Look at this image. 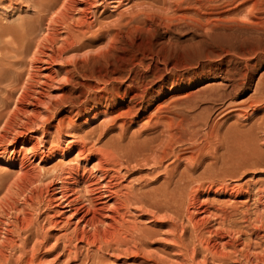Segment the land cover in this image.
<instances>
[{"label": "rangeland", "instance_id": "obj_1", "mask_svg": "<svg viewBox=\"0 0 264 264\" xmlns=\"http://www.w3.org/2000/svg\"><path fill=\"white\" fill-rule=\"evenodd\" d=\"M117 1L118 0H80V1H77L79 4L78 5L76 3L77 9L75 7V8H71V9L67 10V14L70 13L71 16L68 15V17H69L68 18L67 15H65V17H64L66 19L67 26H66L64 20L61 21V23H59V24H56L58 22H55L56 25L54 28L57 31H59L63 28L62 32L61 31L60 32L64 33L65 30L69 31L70 29H72V31H73V29H75L73 31L74 33L73 32L72 33L74 35L76 34V36L78 34L82 36V34H83L84 39H82L81 36H78L80 39H82L81 41H79L81 47H80V45L78 47H80V49L77 50L76 48L75 49L73 48L74 50L71 49L68 52H65L62 55L63 58H60L63 61L60 59H59V61H58V59H56L57 62L55 61V59L52 60L50 62L52 67L57 69V70L61 69V66L64 68H66V67L68 68L71 66V64H70L71 59L69 60V57H73V58L77 57V55L74 56V54H72L73 56L67 57L68 55H71L70 53L72 50L73 51L77 50L80 53H84L87 51L86 52L87 54L90 52V55L87 56V57L91 56L90 59L91 58L93 59V57H94L93 55H95L94 60L91 59L92 60L91 61L90 59H86V60H81L83 63L81 61H79V63H82L83 67H85V65H87L86 69L89 67L88 70L92 67L91 70L94 69L96 71V72L94 70L92 71L93 73L95 72L94 74L98 75L100 73L102 75H100V74L99 75L103 76V74H106V69L108 70V68L112 67V65L109 66V64H111V62H113V60H114L113 57L111 58V55L113 54V52H115L114 50H116V49L119 50V47H122L125 50L120 48V49H122L121 51L122 52L126 51L127 52L126 54L128 56H130L132 53L134 54V56L136 58L135 61H138L139 59H141L143 61L144 65H148L151 63L150 64L151 68H150L149 72L147 73L148 75H150L151 73L158 74V70L156 69V60H152V57H151L152 54H164V59L167 62V65L165 66V68L169 69V66L172 67V65L175 64L176 69H171L169 72H167V71L164 72L165 68H164V66H162V64H158V69H160V71L165 74V75L163 74L165 78L169 77L170 73L177 74L178 81L179 80L180 81L179 82L177 81L178 83L173 89H169L170 85H169V83H167L168 89L166 88L164 90V93L157 100L155 99L154 102L152 104H150V106H148L145 109V111L139 110L136 114H134V111H133V114H132V112L126 111L127 107L125 104L124 105L123 104H119V105L116 104L117 107H115L114 105L111 106V104H108V103L105 104L106 103L105 101H102L100 104H97V106L93 105V101H89L88 103L86 102L85 104H83L84 103L83 94H86V91L88 92L89 90H92L95 86L97 87V85L100 84L95 79L93 80V78H88V77L81 78L84 80V82H86V84L89 83L93 88L90 87V85L87 87V85L85 83H83L84 84L83 86H86V88L87 89L89 88V90H87L86 88H81V87H83L82 84L79 86V88H77L78 90L75 89L76 92L82 93V94H80L81 97L79 96L78 98L81 99V101H83V102H81L79 100V102H78V98H77L76 103L78 105L79 104L80 105L76 106V104H75L76 107L74 105L69 106V104H72L70 102H66L67 105H65L64 108H62L58 104L59 103L58 101L60 99H62L61 97L64 96V99L67 100L71 97L73 92L75 93V91H73L71 88H68V86H66L64 88L65 90L63 89V92H62V90L57 89V85L56 86L50 85L48 87V90L50 93H52L53 96L51 95L52 96L51 97L48 95V97L51 98L50 100H52V101L54 100V101L53 102L49 101L50 103L48 102V105L51 107V108H49L50 110L53 109V110H51V112L56 111V113H53L51 115V117H50L49 113H46L48 115L49 119L51 118L50 121L47 118V115L45 114L46 118H45V115L42 117V119L45 120V122L42 121V122L38 123V126H36V127H35L36 123L35 124H29L28 127H30V128H28L26 126L27 130H26L25 134L31 138V140H32V142H34V144H37V146H39V148H38L35 145L33 147V149H35V150L30 148L31 150L29 149V151L31 153L34 152V156L36 158H38L41 155H43L44 158H46L49 156V154L53 150V148H56L58 146L57 143L58 144L60 143L59 147H61V149H62L66 146L67 143L79 142L80 140H82V138H84V142L86 143V151H88L89 149H93V146L97 147V144L99 145V143L103 142L104 139L107 140L108 136H110L113 133V131L118 132L119 128L121 127V123L123 124V126H125V128L128 127V129H127V130H129L128 132L133 131L135 129L137 130V128L140 129L139 128V127H141L140 125H142V127L144 125V127H145L147 122L149 123L154 119V117H155L154 115H156L158 112L157 111L158 104L161 105L160 103H162V104L165 103L166 105H170V101L171 102L177 101V103L179 104V108H182L183 113H181V115L182 114L184 115L187 112V110L189 109L188 110L189 112H187L185 114V116L182 115V117H184L183 118V127H182L183 129H181V133H180L181 135L178 137V139H179L178 143H180V144L178 145L177 142L175 143L176 148H178V150L180 151L179 155L181 154L179 157V159H181V160H179V162L181 164L178 163L180 165V166L177 165L178 169L180 167V170H181L182 165L185 168L186 163L185 164H183V163L185 161L188 162L192 156H194V157H193V160L192 159L191 160L194 162V158H196L197 153H199V152L203 153V149L205 147H207L208 145L209 146L207 148L210 147V149L205 148L207 151L204 149L205 156L203 154V156L200 158L201 163H199V166L201 164L203 165L205 163L203 166H201V168H203L206 164H209L208 166L212 165L213 167L212 166L209 167L210 170L207 169L206 173H203V172H200L201 168L199 166H197L195 169L191 170L194 173L193 177H192L191 171H189L191 174L190 175L191 178H193L191 180L195 179V180H197L198 183L195 181L194 182L189 181L190 180V177H189L188 180L183 184V189H181L182 191L180 190L181 193H178V195H177V200L178 201L180 200L179 201L180 203L178 201H176V203L174 204L175 207L173 206L171 209H160L162 213H160L158 211V209H156V208L153 210V212L152 211L149 212V207L152 205H150V202L145 198H144V200H146V201H144V200L142 201L138 198H132L133 201H135V203L131 200V197H130L131 201H129L130 203H128V199H127V201L124 203L122 211H125V208L126 209L129 208L128 210L130 213L128 214V212H127L128 210L125 211L127 213H125L126 215L125 214H123V215L126 217L125 219L127 222L126 221H124V222L127 225H129L131 223H132V225L135 224L134 227L132 225H129L130 227H132L130 230H133V228L135 229L137 227L135 230L138 229V231H137L138 233L141 231L142 235L138 236V233L135 230H133L136 232L132 236L134 239L131 237L130 240H128V241H130L129 242L130 244L127 241L126 248L124 247V249L120 250V247L122 248L123 244L125 246V243H123V244L120 243V244L116 245L118 247H116V246L114 248L108 247V249L110 251H106L105 248H101L102 250L105 249L104 251H102L101 249L100 250H96L94 248L89 249L85 242L83 245L85 248L83 246L82 247L79 246V245H82L83 242L80 239L74 237V235H76L75 228H74V230L72 229L74 227V224L70 220V215L68 216L69 213H68V209H67L66 203H65L66 202L65 197H68V196H69V198L73 197L77 200H81L82 198H84L83 201L86 202L85 198L90 195L89 193L92 192L91 189L93 188V186H90V188H88L89 186L86 185V183L84 181L79 180L76 183L72 184V186H71L72 191L70 189L67 193L68 195L66 196V194H65V196L63 197V195L60 192H58V191H60V189H59L60 187H59V185H57V184H60V186H61V183H59V182H61V181H59L60 177H58V176H60L59 174H60L61 166L66 167L69 164L72 165V164L79 163L81 166H85V168L87 167L86 170L90 168L89 170H87L88 172H91L90 176L94 175V176H96V178L99 177L98 179L102 182L110 176V180L106 179V181H111V182L114 181L115 185L109 183L112 191L115 188H117V190L119 192H121L125 188H128L130 190L125 191V192H130L132 190L133 191V192L131 191L132 195L135 192H136L135 194L137 195L138 192H139V194L142 193V191L140 189H142V190L144 189L143 190L144 192L148 191V189H146L145 187H149L150 190L151 189L153 190V188H151L152 185H155L156 184L155 182L160 183L161 180H163L162 177L164 175H162V174H164L166 172L165 170L169 169L172 166L173 157H172V159H171V157H166L165 160L167 162L164 160L163 162H161L162 164L159 163L158 165L155 164L154 161L150 160L152 162L148 161L150 163H148V164H145L147 162L144 163L146 166H143L144 164L141 162L138 163L135 161H130L132 163L129 162L127 164L128 161H125L126 159L123 157H121L120 161L116 160L117 162L115 161L116 162L115 163L114 162L115 159L113 158L114 160L113 159H111V160L114 162V164H113V162L110 161V163L107 162L104 165L103 170H102L104 173L103 177L98 176L99 174L97 175L95 168H93V167L91 168V166H93L91 164L92 161L90 163H86L85 161H83L82 158H80V160L76 162V160L74 159V157L72 155H70V158L72 156V158L70 160H69V156L66 158V160H67V162H70V161L72 162V160H73V162L68 163L66 166H65V162H66L65 159L59 160L57 158L56 159L57 162H55L56 160H52L53 162L52 161H44L43 163L41 162L42 164L38 161V159H33V162L35 164V165L34 164L33 165H34V167H36L34 169L38 170L37 167H39V169H42V171H40V170L37 171V172H41L40 174L38 173L39 174V176H38L39 180H40V175H41V179L43 178L44 180H40V181H46L47 183L43 182L45 184H43L42 191L39 193L37 192L39 195L35 193L36 195L34 196L33 195L34 193H33L32 197L31 196L29 197L28 196L29 194L26 196V193H24L22 191L20 192L16 186H14V188H16L18 191L15 190L16 191L15 192L14 189H12V188L10 189L11 184L15 185L14 184L15 181L13 178L18 177L17 173H19L18 171H20L19 167H18L19 166V162H18L19 159L18 158L17 159L11 158L12 157V154H11L12 144H10V143L7 144V142L5 140H0V142L2 141L0 144V155L2 157V158L0 157V205H1V207H0V221H1L0 222V229H1L0 235L1 234L6 235L5 236L6 238H8L10 236L8 238L10 241L6 240V242L4 240L6 238L3 239V238H1V236L2 237H4V236L3 235L0 236V238H1L0 241L2 242V243L0 242V244H4L3 242H5V244H4L5 246L2 245L3 248L0 245L1 246L0 249L2 248L0 250V252L3 251L2 253H0V257L2 255V257L0 259L3 258V260H0V262H2V264H5V263L6 264L11 263L12 264L14 261H17L16 264L22 263V262H23L22 264H28V262H30L29 264H34V262L36 261L35 259H37L39 262H41V263L37 262L38 264H43L44 261L47 262L48 260H49V262H47L48 264H77V263L80 264L83 261L85 264L86 263L87 264H93V263L96 264L94 262L95 260H96V262H98V264H146L147 262H148L147 264H152L153 261H154L153 264H159V261H160L159 259L161 257H163L164 260L165 259L167 260L164 264H166V263L167 264H198V263L202 264L201 260L203 262L205 261L206 264H264V0H209V1L204 0L205 4L206 5L209 4L210 8H212V9H210V12L213 11L212 13H210L211 20L213 22L215 20V23L217 24V26H215L214 28H212V29L210 28L211 30H210V34H208V36L206 33H204L205 32L204 31L205 26L203 27V26L199 25L196 27L193 23L192 24L190 22H189L190 24L187 22L183 23V21H180L181 24L180 23L177 24L178 22H175V24H173L174 22L172 23L170 21L171 23L169 24V22H167V20L169 21V19H172V18H170L172 13H171L170 9H166V7L163 8L165 6V4L160 2L159 8L157 9L158 11H151V13L154 16L151 15L150 13H149L150 16L147 14L150 11H147V13H146V17L149 16L148 18L152 17V19H148L145 17L142 20V23L138 24L140 26H135V27L131 26V27H133V29L131 28L132 30L130 29L131 31L129 30V32H126V31L123 32V34H122V36H120V38L122 37L121 41H124V42H120L118 47H117V45H118L117 44L116 45L117 48L114 46L116 48V49H114V47H113L114 50L111 48V50H112L111 55H109V58H111V59H109V58L104 59V56L101 55L102 57L101 56L99 57V55L97 54L100 50H102L101 47H103V45L105 43V38L103 36L104 33H102V35L100 34L101 33L100 31L105 29V27L103 25H105V23L108 22L107 24L109 27L110 26L109 24H111L110 22H112V20L114 18H116V16L119 17L118 13H120L121 9H123L124 7L128 8V9H131V8L134 9V7L135 8L137 7L134 5L135 3H137L136 0H135L136 2L133 0V2H135V3H132L131 2L132 0H130L131 3L129 2V0H124V1L122 0L123 3L121 2V0L119 3H117ZM138 1H142V0H138ZM143 1H145V0H143ZM80 2L81 3L84 2L85 4L83 3L84 4L83 5ZM147 2H150V0H148V1L146 0L144 4H146ZM32 5H34V8L37 11L33 8ZM132 5H133V7H131ZM79 6H82V7H79ZM55 8H58V5H55L54 7L46 9L47 12H49V14L51 12V15L53 16V18L56 15L55 12L58 11V9H59V8L58 9H55ZM82 8L83 9L86 8L88 10H86V9L83 10ZM162 8L165 10L164 11L165 13H167V12H169V14L171 13L170 15L166 14V15H169V18H168V16L163 15V16H165L164 18L166 20L164 18H162V19L159 18L160 16L163 17L162 14L164 12H162L163 11ZM54 9L56 10L55 12H54ZM75 9H76V11H75ZM40 10H42L41 12H43V13H41ZM82 11H84V12H82ZM33 12L37 13V15H39V17L36 16L35 14H33ZM47 12L43 11V9H41V7L39 5H36L35 0H0V29L1 30L7 29V30H9V31H11L17 35H19V33H20V35L23 34V36L24 35L28 36V37L24 36V38H26V39H29V35L31 33L28 35L27 33H25V31L30 29V30H33V34H35V38L37 37V35H38L37 38H39V36H42V34H44V31H46V29L48 28V25H47V24H49L48 19H50V20L52 19V16L49 15ZM79 12H82V13H79ZM83 13H85V14L83 15ZM156 13H158L157 14L158 16L156 15ZM47 15H49V16H47ZM71 17L72 18L74 17V19L76 18L75 19L76 21H74V19H72ZM81 17L85 18V19L83 18V20H85V22L80 19ZM30 18H32V19H30ZM33 18L37 22H38L37 19L39 18L40 24L37 23L36 21L34 23ZM42 19H45V20L42 21ZM79 19L81 20L80 23H79ZM86 19H88L89 21ZM77 20H78V22H77ZM87 21H88V24L86 23ZM90 21H91L92 25L90 24ZM24 22H26V23L22 27V23L24 24ZM76 22L78 23L79 26L81 25V22H83L82 26L78 27V25H76L77 24ZM84 23H85V25H84ZM167 23L169 25H167ZM99 24H101V26L104 27V29H102V27ZM18 25H20L23 28V29L21 28V30H19L20 32L19 31L17 32V30L20 28ZM38 25L39 26L41 25V27L43 29L42 28L40 29V27H38ZM63 25H65V26H63ZM86 25H89V26H86ZM15 26H17V27H15ZM73 26H75V27H73ZM83 26H84V28H83ZM167 26H169L170 28L168 27L169 28L168 29ZM200 26L203 28H201ZM69 27H72V28H69ZM86 27H89V29L87 30ZM137 27H139V28H137ZM36 28L39 31L36 30ZM64 28H66V29H64ZM97 28H99L100 30ZM106 28H107V26H106ZM90 29H92L91 30L93 32V33L91 32L92 35L94 33H96L93 35V38L91 35L92 39L88 38L90 36V32L88 33V31H90ZM95 29H97V30H95ZM1 30H0V32H1ZM22 30H23V33H22ZM40 30H42V32ZM205 30H207V29H205ZM35 31H36V33H35ZM37 31H38V34H37ZM86 31H87V33H86ZM96 31H98V34ZM77 32H78V34H77ZM83 32L86 34H84ZM125 34H128L130 36H127ZM86 35H88V37ZM5 36H6V34L3 35V37L0 35V40H2V38H8L9 37V35H7L6 37ZM84 36H86V37H84ZM35 38H33V39L35 40ZM85 40H86V43H88V45L91 44L93 46H91V45L87 46V44L84 42ZM100 40H103V41H100ZM81 42H82V44H83V42L85 43V44H83L84 45L83 47L86 48V51L84 48H82ZM0 43H1V41H0ZM123 43L126 45H124ZM121 44L124 45V47ZM100 45H102V46L100 47ZM125 46H126V48H125ZM89 47H91V49H88ZM96 48H98V50H95ZM99 48H100V50H99ZM104 48L105 47H103V49ZM88 50H89V52H88ZM118 50H116V51H118ZM73 51H72V53H74ZM91 51H92V53H91ZM130 52H132V53H130ZM128 53H130V54H128ZM28 54L30 55V53H28ZM28 54L26 53V55L25 54L20 55L22 57L25 55L24 57L26 59L24 58L23 59L24 61L22 60V62L26 61L27 64L26 63L20 64V62H18L16 64V65H18V64L22 65V68H19L16 66L17 69L18 70L20 69L19 71H21L22 83L25 81V77H26L25 75L26 74H27V78L30 79L29 75L31 76L33 73L31 71L32 70L35 71V69H33L34 67H32V65H30L29 59L31 57H29ZM91 54H93V55H91ZM65 55H67V56H65ZM96 56H98L99 59H97ZM154 58H155V56L153 57V59ZM106 59H107V61H110V62L105 61V64L108 63L106 65V67H108V68H106L105 64H104V60H106ZM100 60L102 63L100 62ZM54 62H56V63H54ZM84 62H85V64H84ZM23 64H25V65H23ZM29 65H30V67H29ZM103 68H104V70H103ZM24 69H25V71L27 69V71H26L27 73L24 72ZM29 69H30V71H29ZM62 70H64V69H62ZM142 71H143V69L140 68L139 72H142ZM28 72H29V75H28ZM97 72H99V73H97ZM37 75L40 76V74L38 73L34 77L36 78ZM58 76H61V72ZM35 78L33 80H35ZM86 78H88V79H86ZM90 82L94 83V84H91ZM63 83L68 84V81H63L62 84ZM3 84H5V82H3ZM81 89H83V91H79ZM152 89H157L156 85ZM70 90H72V91H70ZM84 90H85V92H84ZM66 91H67V93H66ZM54 93H55L56 101H57V99L60 98L57 102L55 101V98L53 99ZM153 93L155 94L156 92H153ZM3 94L6 95V93L4 91H3ZM17 94H18V89H15L13 94L7 98V100L9 101V105L7 108L13 107V105L16 101L15 99H16ZM66 94H68V96L70 94L69 98H66L67 97ZM10 101L12 102V104L10 103ZM56 104H58V105H56ZM64 104L65 103L63 102L61 105H64ZM186 104H190V106L185 107ZM53 105L54 106L56 105L55 106L56 108L55 107L53 108ZM84 105H86V106H84ZM57 106H59L60 108ZM67 106H68V108H67ZM162 106H165V105L163 104ZM80 107L81 108L83 107V110ZM121 107L124 110H120V109H122ZM184 107L186 108V110ZM187 107H189V108H187ZM57 108H58V110H57ZM106 108H107L108 112H107ZM115 108H116V110H115ZM69 110L71 113L67 112ZM109 110L112 111L113 114ZM74 111H75V113H74ZM76 111H78V112H76ZM116 111H118V112H116ZM121 111H124L125 115L128 114V112H129V114H128L129 116L126 115L125 116L126 118L125 117L122 118L121 116L116 115L117 113H121ZM102 112H104V114ZM115 112H116V114H115ZM107 113H110V115L109 114L107 115ZM114 114L116 117L118 116L120 118H118V117L114 118L115 119V121H114L113 120ZM121 115H122V113H121ZM146 115L148 116V118ZM63 117H65V118H63ZM102 117H104L105 120L107 117L109 121L111 120V122L109 123V121L106 120L108 122V124L106 126L105 120H103ZM132 117L136 118L137 120H133L130 122L129 120L132 119ZM62 118L64 119V121ZM127 118H128V120H127ZM139 118H140V120H139ZM47 119H48V122L46 121ZM65 119L67 121L69 119L70 120V121H68L69 123L67 121L65 122ZM120 119H122V120L120 121ZM146 120H147V122H146ZM59 121H60V123H59ZM140 121H142L143 124H141ZM61 122L64 123L63 128L59 127L60 125L62 127ZM116 122H119L120 124L118 123L119 125H117ZM189 122H191L190 123L191 126H190V124H188ZM127 123H129V124L127 125ZM135 123H138V124L135 125ZM0 124H1V122H0ZM69 124L74 125L73 128H71L72 126H70ZM67 125L69 128L67 127ZM102 125H104L103 129L100 127ZM109 125L111 127L114 125L115 127L113 126V128L111 129V127H109ZM57 126H58V129H57ZM105 126H106V128H105ZM32 127H33V129H31ZM59 129H61V132ZM65 129L67 132L64 131ZM99 129L104 130L105 134L102 130H99ZM106 129H108V130L106 131ZM184 129H186V131ZM56 130H58L57 132L60 134V135H58L59 137H57L58 133L56 132ZM91 130L95 131V132H92L93 136L95 134H97L98 131H100L102 135H99L100 133H98V135H95L96 136V140H95L94 139L95 136H94V138H91V137H93L91 135V132H90ZM111 130H112V132H111ZM32 131H33V133H32ZM109 131H110V133H109ZM183 131H185L184 134H183ZM89 132H90V134H88ZM55 134H56V136H55ZM73 134H75V136ZM189 134H191L193 137L190 136ZM76 136L78 137V141H77ZM89 136H91V137H89ZM103 136H104V138H103ZM33 137H35L36 141L34 140ZM101 137H102L103 141H102ZM180 137H181V139H180ZM57 138H61V139L59 140ZM190 138H193V140ZM209 138H210V140H209ZM37 139H38V141H37ZM98 139H99V142H98ZM41 140H42V142H40ZM4 141H5V144H4ZM91 141H95V143L91 142ZM193 141H195V142H193ZM206 141H207V143H210V144H207V143L205 144ZM51 142H54V144L53 143L51 144ZM92 143H94V144L92 145ZM18 144H17L16 148H19L20 141L18 142ZM102 144L100 143L99 146H101ZM51 145H52V148H51ZM3 146L6 147L7 149L5 148L6 149L5 150ZM90 146H92V148H89ZM40 147H42V148H40ZM198 149H199V152H198ZM40 150H42V151H40ZM208 150H210V152ZM30 152H28V156L31 154ZM233 152L236 155H233ZM242 152L243 153L245 152L244 154H246V156ZM19 153L21 154V152H19ZM215 153H217V154H215ZM224 153H226V155L229 154L230 157L233 156L232 157L233 159L236 157V159L233 160L235 162H236V160H240V159L242 160L243 159V161H241V165H243V166H239L241 168H238V165H236V164H238L239 162L234 163V162H232V160L230 161L229 155H228V157L227 156L225 157L227 159L223 158V156L225 155ZM247 153H250V155ZM207 154L208 155L210 154L209 156H211V157L209 158ZM213 154H215V155L213 156ZM222 154H224V155L221 156ZM239 154H243V155L239 156ZM219 155L224 159V161H223V159L221 160ZM216 156L219 158V160L217 159ZM241 156H243L245 159L241 158ZM188 157H190V158L188 159ZM237 157H239L240 159ZM8 158L9 159L11 158L10 160H11V162L12 161L13 162L12 163L9 162L10 160H8ZM185 158H187L188 160L187 159L185 160ZM205 158H207V160ZM209 159L214 161V162L213 161L211 162L213 164H211L209 162L210 161ZM14 160L17 162V164ZM170 160H172V161L169 162ZM182 160H184V161H182ZM226 160L235 164L237 166V170L238 169L239 170L238 171L236 170V168H235L236 166H234V168H233V164H231L229 162H228L229 166H226L227 163L224 164L226 167L225 170L230 169V165H231V168H233L234 172H236V173H233V170H230L231 172L229 170H228L229 172L227 170H226L227 171L226 172L224 169H223L224 171H220L221 169L219 170L217 168V166H215L216 164L219 163L218 164L219 168H224V167H220V165L222 166V164L225 163ZM58 161H60V162H58ZM204 161H206L208 163H206ZM8 162L11 165L8 164ZM80 162H82V163H80ZM121 162H122V164H121ZM244 162L246 163V165L244 164ZM13 163H15V165ZM133 163H134V165L136 164L138 166L135 165L136 167L133 168L134 167L132 165ZM165 163L167 166L165 165ZM189 163H190V161H189ZM51 164H52V166H51ZM53 164L55 166H53ZM57 164H58V169H57ZM111 164L114 168H116L115 170L111 166ZM115 164L118 165V167H119V165L120 166L123 165V166H121L117 170V166L116 167L114 166ZM139 164H140V166H139ZM160 164H161V168H163V166L167 167V168H165V167L163 168L164 173H161V170H163V169L160 168ZM45 166H46V168H47V166L49 167V169L47 168V171H49L48 173H45V172H47L45 170ZM110 166H111V168H110ZM129 166H133V167L130 168ZM208 166H207V168H208ZM52 167L53 168L55 167L56 169L55 168L53 169ZM124 167H127L129 170H127V168H124ZM157 167H158V169H157ZM108 168H110V169H108ZM214 168H217L218 172H217V170H215V172H214L213 171ZM51 169H53V170H51ZM104 169H105V171H104ZM203 169L201 171H203ZM116 170L120 171V172H118V174H116L117 173ZM197 171H199V174ZM208 171H209V173L211 172L210 177L207 176V174H209V173H207ZM43 172H44V174L42 175ZM212 172H214V173H212ZM195 173L197 176L199 175L200 177H203L204 179L206 178L204 176H207L208 180L210 178L209 181H211V184H210V182L208 183L207 181H204V179H202V178L201 179L204 182L199 183V181L201 179L200 178H199L200 180L197 179V176L195 175ZM201 173H202V176H201ZM15 174H17V175H15ZM110 174H112V175H110ZM115 174H116V176H115ZM53 176H56V177H53ZM158 177L160 179H158ZM52 178H53V180H52ZM55 178H56V180H55ZM91 178H93V177H91ZM157 179L159 181H156ZM11 180H13V183ZM38 181H37V183H38ZM40 181L38 183L39 185L42 184V182H40ZM188 181H189V183H188ZM52 182H54V183H52ZM140 182H141V185H139ZM149 182H151V183L153 182V183L151 184ZM48 183H51V184H48ZM195 183L198 184L199 187ZM202 183H204V185ZM221 183L222 184L224 183V184L222 186H220ZM149 184H150V186H149ZM199 184H201L203 186H200ZM206 184H207V186H205ZM212 184H214V185H212ZM45 185H47V186H45ZM112 185H113V187H112ZM187 185H189L192 189H190V187L188 189ZM208 185H209V187H208ZM224 185H225V187H224ZM226 185L228 187H226ZM130 186L132 189L130 188ZM133 186L135 188L136 187L137 188L135 189V188H133ZM204 186H205V188H204ZM214 186L217 188V191H216V188ZM194 187L197 190H194ZM56 188H58V189H56ZM186 188H187V190H186ZM85 189H87V191ZM119 189H121V191ZM134 189H135V191H134ZM183 190H185V191H183ZM192 190L194 192H196V191L198 192L199 198H200V199L198 198V202L200 201V203H194V202L193 203L191 202V204L188 203L191 201L189 193ZM43 191L46 192L45 194H47V195H45ZM118 191H116L117 192L116 194H120V195L125 194L124 191H123L124 194H121L122 192L118 193ZM186 191H188V193ZM131 193H129V194L131 195ZM8 194L11 196H9ZM16 194H20V195H16ZM21 194H23V196ZM180 194H181L180 198H182V199L178 198V196ZM182 194L186 198L185 197L183 198ZM37 195H38V197H37ZM186 195H188V196H186ZM202 195H203V197H202ZM10 197L12 198V200L14 202L17 200L15 203H17L18 208L24 207L27 210L24 211V208H23V211H22L23 213L21 214L22 208L17 210L18 209L17 205L11 201ZM23 197H25V198H23ZM26 197H28V199ZM77 197L78 198L81 197V198L78 199ZM188 197H189L190 201L187 200ZM5 198H6V201H8L7 198L10 199L9 203L7 202L8 207L10 209V210L7 209L9 214H7L5 212V211H7L6 210L7 203L5 204V201H4ZM18 199H19V201H18ZM21 199H23V200H21ZM24 199L25 200L27 199L26 201H28V202L25 203L26 201ZM184 199H185V201L183 203ZM202 199H204L206 202H203ZM138 200L140 202L142 201L141 204L139 203ZM22 201H25V202H22ZM131 202L135 206L132 205ZM144 202L146 205L144 204ZM146 202L147 203L149 202L148 203L149 205H147ZM177 202H178V204H177ZM186 202H187V204H186ZM237 202H239V204ZM21 203H22V205H20ZM23 203L25 204V206L28 204L27 207H25L23 205ZM2 204H4V206ZM14 204H15L16 209H15V207H13ZM192 204H194V205H192ZM125 205H126V207H125ZM136 205L138 208L136 207ZM197 205H200L201 207L197 206ZM202 205H203L204 209H202ZM127 206H128V208H127ZM139 206H140V208H139ZM146 206H148V207H146ZM192 206H194V207H192ZM195 206H197V207H195ZM205 206H206V208H205ZM145 207L147 210H145ZM152 207H150L151 210H152ZM207 207L209 209V215L211 217L208 216ZM174 208H176V209H174ZM188 208H189V210L191 209V212L188 210ZM178 209H180V210L178 211ZM185 209H187V210H185ZM196 209H198V210L200 209L199 212H197L198 210L196 211ZM206 209H207V211H206ZM223 209H226V210L223 211ZM15 210H17V212ZM18 211H20L19 216L17 214ZM167 211H169L170 213L169 212L167 213ZM225 211H227V212H225ZM11 212H12V214H11ZM13 212H16V214ZM156 212L159 214L158 216L160 217L159 218L160 220L157 219V217H156L157 215L155 214ZM187 212L189 215L187 214V217H186V215H184V214H186ZM24 213L26 214L27 218H30L32 220L31 223H30V219H28L29 220V222H28L26 217H25L26 220L21 219V221H20V218L23 217L21 215H23ZM148 213H152V214H149L150 215L149 216ZM163 213H164V215H163ZM203 213L207 214L206 216H208L207 217L208 219L205 217V215ZM213 213H214V215H213ZM161 214L164 216V218L161 216ZM178 214H181V215H179L177 218ZM190 214L192 216H190ZM193 214L198 216V217L196 216L197 219H195L196 217ZM215 214H217V215H215ZM218 214L219 215L221 214V216H219ZM223 214H225V215H223ZM227 214H228V216H227ZM14 215H16V216H14ZM168 215H169V217H168ZM172 215H173V218L175 217L179 221L176 222L177 220H175V218L173 219ZM222 215H223V217H222ZM180 216H181V219H180ZM189 216H190V218H189ZM212 216H214V217H212ZM154 217L156 218V220ZM183 217L185 220L183 219ZM16 218H17V221H16ZM188 218L193 220V221L189 220V222H188ZM65 219H68V220H65ZM194 219L196 220V224H195ZM199 219H200V221H198L199 223H197V220H199ZM210 219H211L210 222L212 225L209 222ZM214 219L217 221H214ZM14 220H15V223L19 222L20 225H19V223H17V225H16L14 223ZM182 220H183V222H182ZM5 221L7 222V224L9 222V224L7 225L5 223ZM26 221L28 222L29 226H27ZM128 221H130V222H128ZM173 221L176 224L178 223L179 226L180 225L182 226L183 224L184 225L182 227L180 226V228H179L180 230H179L178 229L179 226L175 225V223ZM206 221H207L208 225H207ZM218 221L220 222L219 225H218ZM24 222H25V224H24ZM168 222L169 223L172 222L171 225H168L169 224ZM192 222H193V224H195V226H193ZM200 222L201 223L203 222L201 224L202 226L199 225ZM186 223L188 224L189 228H190V225L192 224L194 229L191 226V229H192V231H191V229L185 227ZM5 224L8 227H6ZM173 224L176 227H173L174 226ZM203 224H204V226L206 225L208 227L207 228L205 226L208 230L210 227H212V228H210L209 231L206 232V233L210 232V235H208L209 237L207 239L208 241L210 239V241L208 243L206 240L207 237L205 238V236L207 234L205 236L201 235L202 237L199 236L200 234H203L202 233L203 230L206 231V228H203ZM21 225L23 226L22 228H20ZM171 226L174 228V230L172 228L169 229V227H171ZM196 226L198 227L199 231L196 230L197 229ZM214 226H217L218 228L220 226V229H218L219 231L217 230V227H215L216 233H215V230L213 233V229H215V228H213ZM2 227L4 230H8L9 234H6L7 231H4L2 229ZM24 227L27 230H29V228H30L31 230L28 231L30 233L24 232V231H27ZM139 227H141L143 229L147 227V228H149V231L147 230V228L145 231V229L143 230ZM229 227H230L229 230H231V232L227 229ZM175 228H176V230H175ZM150 229H154V231L151 232ZM171 229L173 232L176 233V236H175V233H174V235L171 234L173 236V238H172V236L170 237V232H172ZM183 230H184V232H183ZM193 230H194V232H193ZM220 230H221V232H220ZM224 230L225 231L227 230L228 234L226 232H224ZM133 231H131V233H133ZM189 231H191V232H189ZM205 231H204V233H205ZM217 231L219 232V234H221L223 232L222 233L223 235L219 236ZM73 232H74V234H73ZM144 232L147 233V234L145 233L147 236L145 234H143ZM185 232H186V234H185ZM197 232L199 233V235L197 234ZM19 233L21 236L19 235ZM21 233H23V234H21ZM150 233H152V237H153L152 239H150L151 238ZM165 233H167V234H165ZM177 233H180L181 235H179ZM187 233H190L191 236L193 234V236L191 237ZM212 233H213V235H212ZM153 234H155V235H153ZM214 234H216L218 236V238L220 237L219 238L220 241L217 238V236H215ZM230 234H231V236H230ZM7 235H9V236L7 237ZM136 235H137L136 239L137 238H140V239L136 240L135 239ZM178 235H179V237H178L179 240H178V238H176L178 240V241H176L175 237H177ZM182 235H184V236L186 235V237L188 235V237H190V238H188V237L185 238L186 239V240L184 239L185 241L181 240ZM194 235L195 236L198 235V237L196 238ZM25 236H27V238ZM222 236H224V237H222ZM35 237H36V241H35ZM166 237L168 238V240ZM22 238H24L23 242H21ZM37 238L39 241L37 240ZM141 238L145 241L147 246L144 245L145 243H143L144 242L143 240L140 243L139 240H141ZM194 238L197 240H195ZM226 238L230 239V242L233 240L231 242L232 244L229 243L228 239L226 240ZM75 239H78V240H75ZM132 239L134 241L136 240L137 243H136V241L134 242ZM148 239H150V240H148ZM172 239H173V241H169ZM198 239H199V241H198ZM201 239H202V241H201ZM234 239H235L236 243H235ZM25 240H28L29 242L25 241ZM192 240L194 241V245L192 243L193 242ZM211 240H212V242H211ZM215 240L218 242V243L216 242L217 244L215 243ZM33 241H35V242L33 243ZM179 241L180 242L184 241L183 242L184 246L186 244V241H189L190 244L187 242L188 245L186 244V246L188 247L190 245V248L188 247L187 249L186 248L185 249H186V254L188 255L187 252H189V254H190V252H192V250L194 248L193 252L190 254L191 256L190 255L185 256V250L182 247L183 246L182 242H181L182 246L179 245L180 248H177L176 242L178 243ZM222 241H223V243H222ZM25 242H27V243H25ZM180 242L178 244H180ZM28 243L30 245H28ZM35 243H36V245H35ZM40 243H42V244H40ZM73 243L76 244L75 246L78 249V251H77V249L76 250L74 249L75 246ZM198 243H201V244H199V246H197ZM209 243H210L211 247L209 246ZM211 243H213V245ZM6 244H8V245H6ZM18 244L23 245V247L21 246V248L20 247L17 248V246H19ZM25 244L28 245V248H27V245H25ZM47 244H48V246H47ZM128 244H129V246H128ZM141 244L144 246L145 249L143 248V246L141 247ZM172 244L175 245L176 247H172L171 246ZM224 244H226V245H224ZM10 245H12L13 248ZM14 245H15V248H14ZM43 245L46 247L44 248ZM72 245L74 247H72ZM201 245L204 248L199 249V247H201ZM232 245L235 246L234 247L235 250L232 249V247H233ZM29 246H33V249H35V250H33V249L30 250L29 248H31V247H29ZM131 246H132V248H131ZM133 246H136V247L133 248ZM170 246H171V248H169ZM191 246L193 247L192 249H191ZM229 246H231V248H229V250H228ZM239 246H241V248ZM79 247L81 249V252H80ZM86 247L88 248V250H85V249H87ZM140 247L143 248L144 250L140 249ZM205 247H207L206 248L207 252L205 251L206 250ZM237 247H239V248H237ZM68 248L71 250H69ZM136 248H137V251H139L140 253H137V251L135 250ZM157 248H158V250H157ZM173 248L174 249H180L181 252H182V250H184V252H182L183 256L179 250H177L178 251L177 252V251H174ZM215 248H218V249H215ZM219 248L222 249L220 252H219ZM118 249H119L120 254L117 255L116 253L118 252L117 251ZM127 249H128V251H126V253H128V254L124 253L125 250H127ZM146 249L148 252L146 251ZM198 249H199V251H198ZM26 250H28V251H26ZM68 250L70 251V253ZM122 250H123V252H122ZM133 250L135 251V255H134ZM202 250L205 251V253H203ZM210 250H212L213 252H211ZM216 250L218 251L219 254L215 253V252H217ZM23 251H25V253ZM85 251H87V253L89 252L88 256H91V257H86L87 259H85V257H83L86 254ZM113 251H117V252L113 253ZM165 251H167V253ZM208 251L212 257L209 254H207ZM227 251H228V253H227ZM235 251H237V253H233ZM15 252H16V254H14ZM17 252L18 253L23 252L22 258L20 257L22 254L19 255ZM97 252H98V254H97ZM100 252L102 254L99 255ZM223 252H226V253L223 254ZM35 253H39V254L35 255ZM55 253H57L56 256L54 255ZM143 253H144V255H143ZM145 253L147 255H145ZM17 254H18V256H16ZM44 254H45V256H44ZM90 254H93V256ZM115 254H116V256H113ZM225 254H227V255H225ZM7 255L11 256L12 261L9 260L10 256L8 259ZM75 255L77 256L76 258H75ZM156 255H157V257H156ZM175 255L177 258L174 257ZM208 255L213 259H211ZM218 255H220V256H218ZM223 255H225L226 257ZM14 256H16V258ZM78 256H80V257H78ZM150 256L153 258L156 257L157 259L156 258L153 259ZM222 256L225 257V259ZM30 257H32L34 259H31ZM43 257H44V260L42 261ZM82 257L84 258L83 260H82ZM136 257L137 258L139 257V258L135 259ZM144 257H146V259H141ZM149 257H150V259H149ZM158 257H160V258H158ZM181 257H182V259L184 258L187 261L186 260L184 261V259L182 261ZM4 258L6 259L7 262L5 261ZM26 258H27V263L25 261ZM94 258H95V260H93ZM192 258H194V259L196 258V260L192 261ZM220 258L222 259L221 261H220ZM17 259H20L21 261L19 260L20 261L19 262ZM90 260H92L91 263H89ZM32 261H33V263H32ZM141 261H143V262H141ZM145 261H147V262H145ZM161 261L163 262V259ZM175 261L177 263H175ZM46 262H44V263L47 264ZM205 262L203 264H205ZM37 263H35V264H37ZM13 264H15V263H13ZM81 264H83V263H81ZM160 264H162V263L160 262Z\"/></svg>", "mask_w": 264, "mask_h": 264}, {"label": "bare ground", "instance_id": "obj_2", "mask_svg": "<svg viewBox=\"0 0 264 264\" xmlns=\"http://www.w3.org/2000/svg\"><path fill=\"white\" fill-rule=\"evenodd\" d=\"M77 1H80V0H35V2H36V5H39L40 7H41V9H43V11H46L47 12V10L46 9H49V8H51V7H54L55 5H58V8H55V9H58V11H56L55 9H54V12L56 13V15H55V17L53 18V16L51 15V12H50V14H49V12H47L49 15H51L52 16V19L50 20V19H48V23L49 24H47L48 25V28L46 29V31H44V34H42V36H39V38H37L38 37V29L36 28V30H38L37 31V37L35 38V34H33V30H27V31H25V33H27L28 35H29V39H26V38H24V36H23V34H21L20 35V33H19V35L21 36H19V35H17V34H14L13 32H11V31H9V30H5V29H3V30H1V32H0V35L3 37V35H5L6 34V36L7 35H9V37L8 38H2V40H0L1 41V43H0V122H1V124H0V140H5L6 142H7V144L8 143H10V144H12V147H11V154H12V157L11 158H13V159H19V170L20 171H18L19 173H17V174H15V175H17L18 177H14L13 179H14V181H15V185H10V189L12 188V189H14V191L16 190V191H18L16 188H14V186H16L18 189H19V191L21 192H24V193H26V196L28 195L29 197L31 196L32 197V194L35 196L36 194H38L39 192H41L42 191V189H43V184H45V183H43V182H46V181H40V180H44L43 178L41 179V175H40V180H39V174L41 173V172H37L38 170H40V171H42V169H39V167H37L38 168V170L36 169H34V168H36V167H34V162H33V159H38V161L41 163H43L44 161H52V160H56L57 158L60 160V159H65L66 160V158L69 156V160L72 158V156L74 157V159L76 160V162L77 161H79L80 160V158H82L83 159V161H85L86 163H90L91 161H92V165L93 166H91V168L93 167V168H95V171L97 172V175L98 176H100V177H103V175H104V173H103V167H104V165L107 163V162H109L110 163V161L111 162H113L111 159H113L114 160V162L117 160V161H120V159H121V157H123V158H125L124 160L125 161H128L127 162V164L130 162V161H135V162H141V163H145V162H147V163H145V164H148V163H150V162H152V161H154L155 162V164H159V163H161V162H163L165 159H166V157H171V159H172V157H173V164H172V166L169 168V169H167V170H165L166 172L164 173L163 171H164V167L165 168H167L166 166V163H165V165L166 166H163V168H161V164H160V168L161 169H163V170H161V173H164V174H162V175H164L162 178H163V180H161V182L159 183V182H155L156 184V186L155 185H152V187L151 188H153V190L151 189H149V187H145L146 189H148V191L147 192H144L142 189H140L141 191H142V193H140L139 194V192H138V194L136 195L135 193L132 195V193H131V191L130 192H125V191H129L130 189H128V188H125L124 190H122L121 191V189H119L121 192H119L118 190H117V188H115L113 191L111 190V188H110V184H113V185H115V183H114V181H106V179H108V180H110V176L108 177V178H106L103 182L102 181H100L98 178H96V176H90V173L91 172H88L87 170H89V169H87L86 170V168H85V166H81L79 163H76V164H69V165H67L68 163H72L73 162V160H72V162L70 161V162H67V160H66V162H65V166L66 167H62L61 166V170H60V176H58V177H60V179H59V181H61V182H59V183H61V186H60V184H57V185H59V189H60V191H58V192H60L62 195H63V197L65 196V194H66V196L68 195L67 193H68V191L71 189V186H72V184H74V183H76L77 181H79V180H82V181H84L85 183H86V185H88L89 187L88 188H90V186H93V188L91 189L92 190V192L91 193H89L90 195L89 196H87L85 199H86V202H84L83 200H84V198H82L81 200H77V199H75V198H69V196L68 197H65V199H66V207H67V209H68V216L70 215V220L72 221V223L74 224V227L72 228L73 230H74V228H75V233H76V235H74V237L75 238H78V239H80L82 242H83V244L82 245H79V246H83L84 245V242L87 244V247L89 248V249H96V250H100L101 248H105L106 249V251H110L109 249H108V247H115L116 245H118V244H120V243H125V246H124V244L122 245V248L120 247V250L121 249H124V247L126 248V246H127V241L128 240H130V238L133 236V234L134 233H136L137 231H138V229L137 230H135L134 228H133V230H135V231H133V230H130L132 227H130L129 225H132V223L131 224H129V225H127L124 221H126V217L123 215V214H125V213H127L128 212V214L130 213L129 212V208H128V206H127V208L128 209H126L125 208V211L126 210H128L127 212H125V211H122V209H123V206H124V203L127 201V199H128V203H130L129 201H133V199L132 198H138V199H140V200H144V198L145 199H147L149 202H150V205H152V206H150V207H152V210H151V208L149 207V212H153V210L156 208V209H158V211L160 212V213H162L161 212V210L160 209H171L173 206H174V204L176 203V201H178L177 200V195H178V193H181L180 192V190L181 189H183V184L188 180V178L190 177V180L189 181H192V182H197V180H191V179H193V178H191V174H192V177L194 176L193 174V172L191 171V170H193V169H195L197 166H199V163H201L200 162V158L203 156V154H204V156H205V152H204V149L205 148H207V147H205L204 149H203V153H200L199 152V149H198V152L199 153H197V156H196V158H194V162L192 161L193 160V157L194 156H190L191 157V159H189L190 157H188V159H189V161H190V163H189V161L187 162V161H185L183 164H185L186 163V165H185V168L183 167V165H182V169L180 170V167H179V169H178V166L177 165H179L178 163H180L179 162V160H181V159H179V157H180V155H179V153H180V151L178 150V148H176V145H175V143L177 142L178 143V137L181 135L180 133H181V129H183L182 127H183V118L184 117H182V115H181V113H183L182 112V108H179V104L177 103V101H173V102H171L170 101V105H166L165 103H163L165 106H162L163 104L162 103H160L161 105H159L158 104V106H157V114L156 115H154L153 117H154V119L151 121V122H147V120H146V122L148 123H146V126L144 127V125H143V127H142V125H140L141 127H139L140 129H138L137 128V130L135 131V130H133V131H130V132H128L129 130H127L128 129V127L127 128H125V126H123V124L121 123V127L119 128V131L116 133L115 131H113V135L111 134H109L110 133V131H109V135L110 136H108V139L107 140H105L104 139V141H103V139H102V137H101V139H102V141L103 142H100L102 145L101 146H99L100 145V143H99V145L97 144V147L95 146H93V149H89L88 151H86V143L84 142V138H82V140H80L79 142H70V143H67L66 144V146L64 147V148H62L61 149V147H59L60 145V143L58 144L57 143V147L56 148H53V150L50 152V154H49V156L48 157H46V158H44V156L43 155H41V156H39L38 158H36L35 156H34V152H30L29 151V149L30 148H32L33 149V147L36 145L37 146V144H34V142H32V140H31V138L28 136V135H26L25 134V132H26V130H27V127L29 126V124H35V127L36 126H38V123H40V122H42V121H44L45 122V120H43L42 119V117L46 114V113H49V115H50V117H51V115L53 114V113H56V111H52L51 112V110H53V109H49V108H51L49 105H48V102L49 101H52V100H50L51 98H49L48 97V95L49 96H51L52 95V93H50L49 92V90H48V87L50 86V85H57V89H60V90H62V92H63V89L66 87V86H68V88H71L73 91H75V89H77V88H79V86L82 84V86L84 85L83 83H85L86 84V82H84V80L83 79H81V78H85V77H88V78H93V80L95 79L98 83H100L99 85H97V87L95 88H93L89 83H87L86 85H87V87L90 85V87H92L93 89L92 90H89V88L87 89L86 88V86H83V87H81V88H86L87 90H89L88 92L86 91V94H83V101H84V103L83 104H85L86 102L88 103L89 101H93V105H95V106H97V104H100L102 101H105L106 103L105 104H111V106H115V107H117L116 106V104H125L126 105V107H127V110L126 111H129V112H132V114H133V111H134V114H136L139 110H142V111H145V109L148 107V106H150V104H152L153 102H154V100L156 99H158L163 93H164V90L167 88L168 89V85H167V83H169V89H173L176 85H177V83L180 81H178V77H177V74H174V73H170V76L169 77H164V73H162L161 71H160V69H158V64H162V66H164V68H165V66L167 65V62L165 61V59H164V54H152V60H156V69L158 70V74H155V73H151L150 75H148L147 73L149 72V70H150V68H151V66H150V64H148V65H144V63H143V61L141 60V59H139L138 61H135L136 60V58H135V56H134V54L132 53V52H130V53H132L130 56H128L126 53V51L125 52H122L121 50L122 49H124V48H122V47H119V50L118 49H116L118 46H119V43L120 42H124V41H121V38H120V36H122V34H123V32H129V30L132 28L133 29V27H131V26H140V25H138V24H141L142 23V20L146 17V13H147V11H150V12H148L147 14L149 15V13L151 14V15H153L152 13H151V11H158L157 9L159 8V3L160 2H162V3H164L165 4V6L163 7V8H165L166 7V9H170V11H171V16H170V18H172V19H169V21L167 20V22H169V24L172 22H174L173 24H175V22H178L177 24H181V22L180 21H183V23L184 22H187V23H193L196 27L197 26H199V25H201V26H205L204 27V33H206L207 34V36H208V34H210V30L212 29V28H214L215 26H217V24L215 23V20H214V22L211 20V18H210V13H212V12H210V9H212V8H210V6H209V4L208 5H206L205 4V1L204 0H150V2H147L146 4H144L145 3V1H138V0H136L137 1V3H135V2H133V0L131 1L132 3H135L134 5L135 6H137L136 8L134 7V9H132L131 7H133V5L130 7L131 9H128V8H123V9H121V12L120 13H118V16L119 17H117L116 16V18H114L113 20H112V22H110L111 24H109L110 26L108 27V22L107 23H105V25L107 26V28H106V26L105 25H103L104 27H105V29H104V27H102L101 26V24H99L101 27H102V29H104V30H102V31H100L101 33V35H102V33H104V38H105V43H104V45H103V47H105L104 49H103V47H101L102 45H100V47H101V49L102 50H100V48H99V52L97 53L98 55H99V57L102 55V56H104V59L105 58H109V55H111V48L113 49V47L115 46L116 47V45H117V47L115 48L114 47V49H116V50H118V51H116V50H114L115 52H113V54L111 55V58L113 57L114 58V60H113V62H111V64H109V66L110 65H112V67L111 68H108V67H106V65L108 64H105V61H107V59L106 60H104V64H105V67L106 68H108V70L106 69V74H103V76H100V75H102V74H100L99 72H97V73H99L98 75H96V74H94L92 71L93 70H91L92 69V67L88 70V68L86 69V66L87 65H85V67H83V65H82V61L81 60H86V59H90V57L91 56H89V57H87L88 55H90V52H89V50H88V54L86 53L87 51H86V48H84L83 46V44H85L86 43V40L83 42V44H82V42H81V44H82V48H84L85 49V51L86 52H84V53H80L79 51H77L78 49H80V47H81V45H80V42L79 41H81L82 39H84L83 38V34H82V36L81 35H79L78 34V32H77V36H76V34L74 35L73 33V31L75 30V29H73V31H72V29H70L69 31L68 30H65L64 31V33H61L62 32V29L61 30H59V31H57L54 27H55V25L56 24H59V23H61V21H65V24H66V19L64 18L65 17V15H67V17H68V15H70L71 16V14L70 13H68L67 14V10H69V9H71V8H75L77 5H76V3L78 4V2ZM124 1V0H123ZM148 1V0H147ZM209 1V0H208ZM33 2V1H32ZM120 2V0H118L117 1V3H119ZM121 2H122V0H121ZM129 2H130V0H129ZM130 2V3H131ZM232 2V1H231ZM244 2V1H243ZM81 3V2H80ZM84 3V2H83ZM83 3H81V4H83ZM123 3V2H122ZM127 3V2H126ZM129 3V4H130ZM161 3V4H162ZM85 4V3H84ZM83 4V5H84ZM121 4V3H120ZM79 5V4H78ZM82 5V6H83ZM122 5V4H121ZM128 5V4H127ZM163 5V4H162ZM33 6V8H34V5H32ZM82 6H79V7H82ZM125 6V5H124ZM57 7V6H56ZM84 7V6H83ZM116 7V6H115ZM87 8V7H86ZM86 8H84V9H86ZM162 8V12H164L165 10ZM35 9V8H34ZM76 9H77V7H76ZM76 9H75V11H76ZM83 9V8H82ZM81 9V10H82ZM83 9V10H84ZM36 10V9H35ZM34 10V11H35ZM53 10V9H52ZM80 10V9H79ZM86 10H88V9H86ZM123 10V11H122ZM214 10V9H213ZM37 11V10H36ZM42 10H40V12H41ZM50 11V10H49ZM78 11V10H77ZM167 11V10H166ZM39 12V11H38ZM82 12H84V11H82ZM82 12H79V13H82ZM161 12V13H162ZM41 13H43V12H41ZM45 13V12H44ZM46 13V14H47ZM33 14H35L36 16H38L39 17V15H37V13H34L33 12ZM85 13H83V15H84ZM158 13H156V15H157ZM166 14H169V12H167V13H163L162 14V16L163 15H166ZM169 14V15H170ZM242 14V13H241ZM246 14V13H245ZM49 15H47V16H49ZM169 15H166V16H168V18H169ZM35 16V17H36ZM74 16V15H73ZM150 16V15H149ZM148 16V17H149ZM154 16V15H153ZM158 16V15H157ZM42 17V16H41ZM148 17H146V18H148ZM165 16H163V17H159V18H164ZM37 18V17H36ZM35 18V19H36ZM43 18V17H42ZM69 18V17H68ZM72 18V17H71ZM84 18V17H83ZM83 18L81 17L80 19L82 20V21H84L85 22V20H83ZM158 18V17H157ZM30 19H32V18H30ZM41 19V18H40ZM47 19V18H46ZM72 19H74V17L72 18ZM76 19V18H75ZM74 19V21H76ZM79 19V23H80V20ZM85 19V18H84ZM148 19H152V17H150V18H148ZM156 19V18H155ZM165 19V18H164ZM33 20H34V18H33ZM38 20V22L36 21V20H34V23H35V21L37 22V23H39L40 24V20H39V18L37 19ZM45 19H42V21H44ZM69 20V19H68ZM86 20H88V19H86ZM146 20V19H145ZM166 20V19H165ZM31 21V20H30ZM51 21V22H50ZM72 21V20H71ZM70 21V22H71ZM89 21V20H88ZM88 21L86 22L87 24H88ZM171 21V22H170ZM242 21V20H241ZM23 22V21H22ZM28 22V21H27ZM32 22V21H31ZM55 22H58V23H56L55 24ZM68 22V21H67ZM77 22H78V20H77ZM76 22V23H77ZM25 23L26 22H24V24L22 23V27L25 25ZM73 23V22H72ZM71 23V24H72ZM75 23V24H76ZM82 23L83 22H81V25L80 26H82ZM189 23V24H190ZM64 24V23H63ZM74 24V25H75ZM90 24H91V21H90ZM168 23H167V25H169ZM21 25V24H20ZM20 25H18L19 27V29L17 30V32L19 31V30H21V26ZM46 25V24H45ZM61 25V24H60ZM76 25H78V23L76 24ZM75 25V26H76ZM84 25H85V23H84ZM92 25V24H91ZM143 25V24H142ZM63 26H65V25H63ZM62 26V27H63ZM66 26H67V24H66ZM70 26V25H69ZM75 26H73V27H75ZM79 25H78V27H80ZM86 26H89V25H86ZM200 26V27H201ZM15 27H17V26H15ZM38 27H40V29L42 28L41 27V25L39 26L38 25ZM44 27V26H43ZM60 27V26H59ZM92 27V26H91ZM169 26H167V28H168ZM194 27V26H193ZM203 27H201V28H203ZM69 28H72V27H69ZM83 28H84V26H83ZM82 28V29H83ZM87 28V30L89 29V27H86ZM137 28H139V27H137ZM170 28V27H169ZM168 28V29H169ZM211 28V29H210ZM23 29V28H22ZM43 29V28H42ZM64 29H66V28H64ZM97 29H99V28H97ZM97 29H95V30H97ZM131 29V30H132ZM205 29H207V30H205ZM85 30V29H84ZM92 29H90V31H88V33L90 32V36L88 37V35H86L89 39L91 38V35H92V31H91ZM100 30V29H99ZM130 30V31H131ZM41 32H42V30H40ZM61 31V32H60ZM20 32V31H19ZM73 32V33H72ZM76 32V31H75ZM85 32V31H84ZM83 32V33H84ZM92 32V33H91ZM97 32V34H98V31H96ZM22 33H23V30H22ZM24 33V34H25ZM35 33H36V31H35ZM86 33H87V31H86ZM86 33H84V34H86ZM203 33V34H204ZM94 34H96V33H94ZM93 34V35H94ZM130 34V33H129ZM93 35H92V38H93ZM125 35H127V36H130V35H128V34H125ZM124 35V36H125ZM5 36V37H6ZM78 36H81L82 37V39H80ZM86 36H84V37H86ZM96 36V35H95ZM25 37H28V36H25ZM78 37V38H77ZM97 37V36H96ZM95 37V38H96ZM205 37V36H204ZM203 37V38H204ZM33 38H35V40L33 39ZM91 38V39H92ZM103 38V37H102ZM101 38V39H102ZM124 38V37H123ZM130 38V37H129ZM80 39V40H79ZM97 39V38H96ZM125 39V38H124ZM34 40V41H33ZM202 40V39H201ZM200 40V41H201ZM99 41V40H98ZM100 41H103V40H100ZM127 41V40H126ZM88 42V41H87ZM95 42V41H94ZM203 42V41H202ZM91 43V42H90ZM100 43V42H99ZM87 44V46H90V45H88V43H86ZM124 44V43H123ZM80 45V47H78ZM122 45V44H121ZM124 45H126V44H124ZM124 45H122L123 47H124ZM91 46H93V45H91ZM78 47V48H77ZM86 47V46H85ZM98 47V46H97ZM76 48L77 50H75V51H73L74 49ZM120 48H122V49H120ZM125 48H126V46H125ZM71 49H73L72 51L74 52V53H72V51H71V55H65V56H67V57H69V56H73L72 54H74V56L75 55H77V57H75V58H73V57H69V60L71 59V66L70 67H66V68H64V67H62L61 65V69H59V70H57V69H55V68H53L52 67V65H51V61L52 60H54L55 59V61H56V59H58V61H59V59L60 58H63L62 57V55L65 53V52H68L69 50H71ZM88 49H91V47H89ZM95 50H98V48H96ZM125 50V49H124ZM127 50V49H126ZM93 51V50H92ZM92 51H91V53H92ZM121 51V52H120ZM94 52V51H93ZM129 52V51H128ZM154 52V51H153ZM26 53L28 54V53H30V55H29V57H31L30 59H29V62H30V65H32V67H34L33 69H35V71H31V72H33L32 73V75L30 76L29 75V72H28V75H29V78L30 79H28L27 78V74L25 75L26 77H25V81L22 83V81H21V71H19L18 69H17V67H19V68H22V65H20L21 63H26V61L25 62H22V60L25 58L24 56L26 55ZM130 53H128V54H130ZM22 54H25L23 57L22 56H20V55H22ZM94 54V53H93ZM93 54H91V55H93ZM149 54V53H148ZM94 57H95V55H93ZM101 56V57H102ZM155 56V58L153 59V57ZM94 57H93V59L92 60H94ZM65 58V57H64ZM73 58V59H72ZM96 58L97 59H99L98 58V56H96ZM111 58H109V59H111ZM26 59V58H25ZM90 59V60H91ZM103 59V58H102ZM108 59V60H109ZM60 60H62V59H60ZM91 60V61H92ZM24 61V60H23ZM28 61V60H27ZM63 61V60H62ZM79 61H81L82 63H79ZM89 61V60H88ZM87 61V62H88ZM99 61V60H98ZM18 62H20V64H18V65H16ZM57 62V61H56ZM56 62H54V63H56ZM68 62V61H67ZM100 62H101V60H100ZM107 62H110V61H107ZM174 62V61H173ZM50 63V64H49ZM69 63V62H68ZM90 63V62H89ZM102 63V62H101ZM27 64V63H26ZM53 64V63H52ZM84 64H85V62H84ZM87 64V63H86ZM97 64V63H96ZM95 64V65H96ZM23 65H25V64H23ZM30 65H29V67H30ZM99 65V64H98ZM172 65V64H171ZM207 65V64H206ZM17 66V67H16ZM27 66V65H26ZM169 66V65H168ZM101 67V66H100ZM104 67V66H103ZM26 68V67H25ZM97 68V67H96ZM143 69V71L142 72H139V69ZM31 69V68H30ZM30 69H29V71H30ZM45 69V70H44ZM62 69H64V70H62ZM100 69V68H99ZM171 69H176V65L175 64H173L172 65V67H170L169 66V69H167V68H165L164 69V72H169ZM91 70V71H90ZM101 70V69H100ZM103 70H104V68H103ZM26 71H27V69H26ZM25 71V69H24V72H26ZM102 71V70H101ZM196 71V70H195ZM60 72H61V76H58L59 74H60ZM104 72V71H103ZM194 72V71H193ZM201 72V71H200ZM27 73V72H26ZM40 74V76L39 75H37V77L35 78L34 76H36V74ZM24 74V73H23ZM69 74V75H68ZM164 74V75H163ZM84 76V77H83ZM35 78V80H33ZM88 78H86V79H88ZM27 79V80H26ZM190 79V78H189ZM23 80V79H22ZM63 81H68V84H62V82ZM86 81V80H85ZM88 81V80H87ZM91 81V80H90ZM178 81V82H177ZM3 82H5V84H3ZM96 82V83H97ZM67 83V82H66ZM91 83V82H90ZM95 83V84H96ZM62 84V85H61ZM91 84H94V83H91ZM185 84V83H184ZM187 84V83H186ZM189 84V83H188ZM155 85H156V88L157 89H152V88H154L155 87ZM179 85V84H178ZM15 89H18V94H17V96H16V101H15V103H14V105H13V107L12 108H7L8 107V105H9V101L7 100V98L9 97V96H11L12 94H13V92L15 91ZM51 89V88H50ZM65 90V89H64ZM72 90H70V91H72ZM78 90V89H77ZM156 90V91H155ZM3 91L6 93V95L5 94H3ZM69 91V92H70ZM79 91H83V89H81V90H79ZM58 92V91H57ZM65 92V91H64ZM68 92V93H69ZM84 92H85V90H84ZM153 92H156L155 94L153 93ZM66 93H67V91H66ZM71 93V92H70ZM15 94V93H14ZM60 94V93H59ZM80 94H82V93H80V92H76L75 91V93L73 92V94L71 95V97L69 98V96H70V94H69V96H68V94H66V98H69V99H64V96L63 97H61L62 99H57V101L59 102L58 104L62 107V108H64L65 107V105H67L66 104V102H70V103H72V104H69V106L70 105H74L75 106V104H76V106H79L77 103H76V100H77V98L80 96ZM193 94V93H192ZM57 95V94H56ZM63 95V94H62ZM189 95V94H188ZM196 95V94H195ZM53 96V95H52ZM51 96V97H52ZM81 97V96H80ZM12 98V97H11ZM55 98V93H54V97H53V99ZM13 100V99H12ZM79 100L81 101V99H79L78 98V102H79ZM160 100V99H159ZM54 101V100H53ZM52 101V102H53ZM55 101H56V98H55ZM56 101V102H57ZM83 101H81V102H83ZM65 103L64 105H61L62 103ZM10 103L12 104V102L10 101ZM50 103V102H49ZM55 103V102H54ZM104 103V102H103ZM58 104H56V105H58ZM92 104V103H91ZM168 104V103H167ZM52 105V104H51ZM55 105V106H56ZM90 105V104H89ZM154 105V104H153ZM54 105H53V108L55 107ZM75 106V107H76ZM84 106H86V105H84ZM109 106V105H108ZM186 106H190V104H186L185 105V107ZM57 107H59V106H57ZM184 107V108H185ZM56 108V107H55ZM60 108V107H59ZM67 108H68V106H67ZM81 108V107H80ZM113 108V107H112ZM122 108V107H121ZM187 108H189V107H187ZM72 109V108H71ZM82 110H83V107L81 108ZM119 109V108H118ZM50 110V111H49ZM57 110H58V108H57ZM81 110V111H82ZM106 110H107V108H106ZM115 110H116V108H115ZM120 110H124L123 108L122 109H120ZM119 110V111H120ZM185 110H186V108H185ZM184 110V111H185ZM189 110V109H188ZM187 110V112H189ZM110 111V110H109ZM125 111V112H126ZM67 112H70V110L69 111H67ZM76 112H78V111H76ZM80 112V111H79ZM107 112H108V110H107ZM111 113H112V111H110ZM116 112H118V111H116ZM116 112H115V114H116ZM129 112H128V114H129ZM186 112V111H185ZM186 112V113H187ZM71 113V112H70ZM74 113H75V111H74ZM103 114H104V112H102ZM121 113H122V115H121ZM121 113H117L116 115H119V116H121L122 118L123 117H125L126 115H128V114H126L125 115V113H124V111H121ZM127 113V112H126ZM154 113V112H153ZM185 113V114H186ZM79 114V113H78ZM110 115V113H107V115ZM113 114V113H112ZM111 114V115H112ZM115 114L112 116L113 117V120L115 121V119L114 118H117L116 116H115ZM185 114L183 115V116H185ZM47 115V114H46ZM46 115H45V118H46ZM57 115V114H56ZM74 115V114H73ZM124 115V116H123ZM153 115V114H152ZM129 116V115H128ZM132 116V115H131ZM147 116V115H146ZM53 117V116H52ZM111 117V118H112ZM152 117V116H151ZM47 118L49 119V117H48V115H47ZM63 118H65V117H63ZM62 118V119H63ZM103 118V120H105L104 119V117H102ZM118 118H120V117H118ZM126 118V117H125ZM142 118V117H141ZM147 118H148V116H147ZM48 119L46 120L47 122H48ZM51 119V118H50ZM50 119H49V121H50ZM130 119V118H129ZM188 119V118H187ZM191 119V118H190ZM61 120V119H60ZM106 120L107 121H109L108 120V118L106 117ZM105 120V125L107 126V124H108V122ZM117 120V119H116ZM122 119H120V121H121ZM127 120H128V118H127ZM126 120V121H127ZM133 120H137L136 118H134V117H132V119H130L129 121L131 122V121H133ZM139 120H140V118H139ZM62 121V120H61ZM63 121H64V119H63ZM67 120L65 119V122H66ZM68 121H70L69 119H68ZM67 121V122H68ZM119 121V122H120ZM124 121V120H123ZM111 122V120L109 121V123ZM119 122H116L117 123V125H119L120 123ZM137 122V121H136ZM141 122V124H143V122L142 121H140ZM52 123V122H51ZM59 123H60V121H59ZM62 123V127H61V125L59 126L60 128H63V125H64V123L63 122H61ZM69 123V122H68ZM67 123V124H68ZM119 123V124H118ZM124 123V122H123ZM134 123V122H133ZM139 123V122H138ZM138 123H135V125L136 124H138ZM191 122H189L188 124H190ZM112 124V123H111ZM129 123H127V125H128ZM187 124V125H188ZM44 125V124H43ZM53 125V124H52ZM70 125V124H69ZM126 125V124H125ZM134 125V124H133ZM27 126V127H26ZM41 126V125H40ZM56 126V125H55ZM58 126H57V129H58ZM70 126H72L71 128H73V126L74 125H70ZM103 126V127H102ZM102 126H100L102 129L104 128V125H102ZM106 126H105V128H106ZM114 126V125H113ZM113 126L111 127L110 125H109V127H111V129L113 128ZM138 126V125H137ZM190 126H191V124H190ZM34 127V126H33ZM33 127L31 128V129H33ZM34 127V128H35ZM67 127H68V125H67ZM108 127V128H109ZM115 127V126H114ZM189 127V126H188ZM26 128V129H25ZM28 128H30V127H28ZM38 128V127H37ZM47 128V127H46ZM54 128V127H53ZM69 128V127H68ZM133 128V127H132ZM56 129V128H55ZM83 129V128H82ZM98 129V128H97ZM102 129H99V130H102ZM117 129V128H116ZM191 129V128H190ZM45 130V129H44ZM60 130V132H61V129H59ZM72 130V129H71ZM108 129H106V131H107ZM114 130V129H113ZM185 131H186V129H184ZM188 130V129H187ZM29 131V130H28ZM34 131V130H33ZM33 131H32V133H33ZM49 131V130H48ZM58 130H56V132H57ZM63 131V130H62ZM64 131H66V129L64 130ZM83 131V130H82ZM103 132H104V130H102ZM185 131H183V134H184V132ZM67 132V131H66ZM91 132V135L93 136V134H92V132H95V131H90ZM90 132L88 133V134H90ZM111 132H112V130H111ZM192 132V131H191ZM28 133V132H27ZM31 133V132H30ZM29 133V134H30ZM58 133V132H57ZM71 133V132H70ZM98 133H100L99 135H102L101 134V132L100 131H98L97 132V134H95V135H98ZM116 133V134H115ZM193 133V132H192ZM67 134V133H66ZM76 134V133H75ZM75 134H73L74 136H75ZM104 134H105V132H104ZM58 135H60L59 133L57 134V137H59ZM85 135V134H84ZM94 135V136H95ZM190 136H192L191 134H189ZM55 136H56V134H55ZM72 136V135H71ZM94 136L93 137H91V136H89V137H91V138H94ZM32 137V136H31ZM77 137V136H76ZM107 137V136H106ZM105 137V138H106ZM193 137V136H192ZM34 138V140H35V137H33ZM40 138V137H39ZM75 138V137H74ZM103 138H104V136H103ZM57 139H61V138H57ZM56 139V140H57ZM95 140H96V136H95V138H94ZM180 139H181V137H180ZM190 139H192L193 140V138H190ZM205 139V138H204ZM209 140H210V138H209ZM5 141H4V144H5ZM20 141V146H19V148H16V146H17V144H18V142ZM36 141V140H35ZM37 141H38V139H37ZM58 141V140H57ZM77 141H78V137H77ZM208 141V140H207ZM207 141L205 142V144L207 143ZM2 142V141H1ZM1 142H0V144H1ZM40 142H42V140L40 141ZM59 142V141H58ZM91 142H94L95 143V141H91ZM97 142V141H96ZM98 142H99V139H98ZM193 142H195V141H193ZM54 144V142H51V144ZM56 143V142H55ZM94 143H92V145L94 144ZM180 143H178V145H179ZM204 144V145H205ZM207 144H210V143H207ZM19 145V144H18ZM10 146V145H9ZM44 146V145H43ZM99 146V147H98ZM206 146V145H205ZM4 147V146H3ZM38 148H39V146H37ZM50 147V146H49ZM48 147V148H49ZM54 147V146H53ZM6 147H4V149H5ZM36 148V147H35ZM40 148H42V147H40ZM47 148V147H46ZM51 148H52V145H51ZM89 148H92V146H90ZM200 148V147H199ZM7 149V148H6ZM5 149V150H6ZM180 149V148H179ZM207 149H210V147L209 148H207ZM2 150V149H1ZM4 150V151H5ZM31 150V149H30ZM33 150H35V149H33ZM39 150V149H38ZM43 150V149H42ZM42 150H40V151H42ZM206 150V149H205ZM3 151V152H4ZM45 151V150H44ZM202 151V150H201ZM207 151V150H206ZM209 152H210V150H208ZM8 152V151H7ZM19 152H21V154L19 153ZM28 152H30L29 154V156H28ZM243 153V152H242ZM245 153V152H244ZM243 153V154H244ZM6 154V153H5ZM48 154V153H47ZM183 154V153H182ZM200 154V155H199ZM211 154V153H210ZM209 154V155H210ZM215 154H217V153H215ZM215 154H213V156L215 155ZM225 154V155H224ZM224 154H222L221 156H223V158H225L226 156L228 157V155H226V153H224ZM243 154H239V156L240 155H243ZM247 154H249L250 155V153H247ZM70 155H72L71 156V158H70ZM196 155V154H195ZM208 155V154H207ZM208 155V157L210 158L211 156H209ZM233 155H236L234 152H233ZM245 156H246V154H244ZM248 155V156H249ZM7 156V155H6ZM38 156V155H37ZM220 155H219V157L221 158V160L223 159L222 157H221ZM247 156V157H248ZM0 157H1V155H0ZM186 157V156H185ZM217 157V156H216ZM229 157H230V155H229ZM233 156H231L230 157V161L232 160V162H234V163H238V164H236V165H238V168H241V167H239V166H243V165H241V161H243V159L241 160L239 157H237V158H239L240 160H236V162L235 161H233V160H235L236 159V157L233 159L232 158ZM2 158V157H1ZM10 158V159H11ZM232 158V159H231ZM241 158H244L243 156H241ZM7 159V158H6ZM9 158H8V160H10ZM184 159V158H183ZM187 158H185V160H186ZM187 159V160H188ZM206 160H207V158H205ZM213 159V158H212ZM217 159L219 160V158L217 157ZM225 159H227V158H225ZM245 159V158H244ZM2 160V159H1ZM150 160H152V161H150ZM202 160V159H201ZM210 161V163L214 160H211V159H209ZM15 161V160H14ZM37 161V162H38ZM62 161V160H61ZM116 161V162H117ZM124 161V162H125ZM143 161V162H142ZM148 161H150V162H148ZM166 161V160H165ZM172 160H170L169 162H171ZM182 161H184V160H182ZM192 161V162H191ZM215 161V160H214ZM213 161V162H214ZM223 161H224V159H223ZM230 161H228V160H226L225 161V163H223L222 164V166L220 165V167H224V168H219V166H218V164H216L215 166H217V168L220 170V171H224L225 170V165L224 164H226V166H229V163H231ZM245 161V160H244ZM6 162V161H5ZM9 162H11V160L9 161ZM8 162V164H10ZM13 162V161H12ZM11 162V163H12ZM16 162V161H15ZM36 162V161H35ZM53 162V161H52ZM55 162H57V160L55 161ZM58 162H60V161H58ZM114 162H113V164H114ZM115 162V163H116ZM123 162V163H124ZM167 162V161H166ZM168 162V163H169ZM204 162H206V161H204ZM217 162V161H216ZM219 162V161H218ZM221 162V161H220ZM229 162V163H228ZM41 163V164H42ZM64 163V162H63ZM75 163V162H74ZM80 163H82V162H80ZM119 163V162H118ZM130 163H132V162H130ZM167 163V164H168ZM206 163H208V162H206ZM14 165H15V163H13ZM16 164H17V162H16ZM34 164V165H33ZM56 164V163H55ZM59 164V163H58ZM58 164H57V169H58ZM120 164V163H119ZM121 164H122V162H121ZM142 164V165H143ZM143 165V166H146V165ZM152 164V163H151ZM154 164V165H155ZM164 164V163H163ZM171 164V163H170ZM181 164V163H180ZM205 164V163H204ZM203 164V165H204ZM211 164H213V163H211ZM231 164H233V163H231ZM244 164L246 165V163L244 162ZM11 165V164H10ZM37 165V164H36ZM40 165V164H39ZM62 165V164H61ZM125 165V164H124ZM131 165V164H130ZM133 166H129L130 168L131 167H133V168H135L136 166H138V165H134V163L132 164ZM202 164L199 166L200 168H201V166H203ZM207 166L209 165V164H206ZM204 166L203 168H201L200 169V172H203V173H206V171H207V169L208 170H210V168L209 167H211V166H208V168H207V166ZM224 165V166H223ZM235 164H233V168H234V166H236ZM42 166V165H41ZM51 166H52V164H51ZM53 166H55L54 164H53ZM64 166V165H63ZM87 166V165H86ZM111 166H112V164H111ZM111 166H110V168H111ZM115 167L117 166V170L121 167V166H123V165H119V167H118V165H114ZM126 166V165H125ZM139 166H140V164H139ZM142 166V167H143ZM148 166V165H147ZM180 166V165H179ZM214 166V167H215ZM106 167V166H105ZM113 167V166H112ZM155 167V166H154ZM153 167V168H154ZM213 167V166H212ZM41 168V167H40ZM43 168V167H42ZM47 168L49 169V167L47 166ZM47 168H46V166H45V170L47 171ZM53 168V167H52ZM55 168V167H54ZM53 168V169H54ZM60 168V167H59ZM110 168H108V169H110ZM114 168V167H113ZM124 168H127V167H124ZM139 168V167H138ZM159 168V169H160ZM217 168H214L213 169V171L215 172V170H217V172H218V169ZM233 168H231V165H230V169H226L227 171L229 170H233ZM236 168V170H237V166L235 167ZM243 168V167H242ZM53 169H51V170H53ZM56 169V168H55ZM116 168H114V170H115ZM157 169H158V167H157ZM156 169V170H157ZM199 169V168H198ZM203 169V171H201ZM224 169V170H223ZM50 170V171H51ZM113 170V169H112ZM116 170V174H118V172H120V171H117ZM127 170H129L128 168H127ZM197 170V169H196ZM225 170V171H226ZM239 170V169H238ZM237 170V171H238ZM104 171H105V169H104ZM109 171V170H108ZM126 171V170H125ZM131 171V170H130ZM139 171V170H138ZM189 171H191V174H190V172ZM205 171V172H204ZM212 171V170H211ZM226 171V172H227ZM228 171V172H229ZM49 171H47V172H45V173H48ZM52 172V171H51ZM56 172V171H55ZM127 172V171H126ZM198 172V174H199V171H197ZM214 172H212V173H214ZM231 172V171H230ZM16 173V172H15ZM39 173V174H38ZM139 173V172H138ZM207 173H209V171L207 172ZM211 173V172H210ZM209 173V174H210ZM233 173H236V172H234V170H233ZM44 174V172L42 173V175ZM108 174V173H107ZM116 174H115V176H116ZM209 174H207V176H211V174L209 175ZM230 174V173H229ZM46 175V174H45ZM110 175H112V174H110ZM195 175H196V173H195ZM160 176V175H159ZM197 176V175H196ZM199 176V175H198ZM197 176V179H204L203 177H198ZM201 176H202V173H201ZM204 176V175H203ZM207 176H204V177H206L205 179H204V181H207L208 183L210 182V184H211V181H209L210 180V178H209V180L207 179ZM44 177V176H43ZM53 177H56V176H53ZM57 177V178H58ZM91 177H93V178H91ZM140 177V176H139ZM16 179V180H15ZM140 179V178H139ZM158 179H160L159 177H158ZM156 180V181H159V180ZM199 179V180H200ZM202 179L199 181V183H201V182H204V181H202ZM207 179V180H206ZM40 182H42V186L41 185H39L38 183H39V181ZM52 180H53V178H52ZM55 180H56V178H55ZM12 181V183H13V180H11ZM37 181H38V183H37ZM189 181H188V183H189ZM50 182V181H49ZM47 183V182H46ZM52 183H54V182H52ZM80 183V182H79ZM78 183V184H79ZM110 183V184H109ZM144 183V182H143ZM149 183H151V182H149ZM153 183V182H152ZM151 183V184H152ZM198 183V182H197ZM48 184H51V183H48ZM47 184V185H48ZM55 184V185H56ZM139 184V183H138ZM145 184V183H144ZM147 184V183H146ZM191 184V183H190ZM193 184V183H192ZM196 184V183H195ZM203 185H204V183H202ZM216 184V183H215ZM218 184V183H217ZM224 184V183H223ZM222 183H221V185L220 186H222L223 185ZM47 185H45V186H47ZM113 185H112V187H113ZM139 185H141V182H140V184ZM197 186H198V184H196ZM200 186H203V185H201V184H199ZM212 185H214V184H212ZM13 186V187H12ZM75 186V185H74ZM73 186V187H74ZM83 186V185H82ZM85 186V185H84ZM143 186V185H142ZM145 186V185H144ZM149 186H150V184H149ZM188 186V189H189V185H187ZM186 186V187H187ZM194 186V185H193ZM192 186V187H193ZM205 186H207V184L205 185ZM205 186H204V188H205ZM52 187V186H51ZM55 187V186H54ZM58 187V186H57ZM72 187V188H73ZM76 187V186H75ZM116 187V186H115ZM139 187V186H138ZM155 187V188H154ZM196 187V186H195ZM195 187H194V190H197V189H195ZM199 187V186H198ZM208 187H209V185H208ZM207 187V188H208ZM215 187V186H214ZM219 187V186H218ZM224 187H225V185H224ZM226 187H228L227 185H226ZM46 188V187H45ZM130 188H131V186H130ZM133 188H135L134 186H133ZM137 188V187H136ZM135 188V189H136ZM140 188V187H139ZM138 188V189H139ZM203 188V187H202ZM211 188V187H210ZM216 188V187H215ZM214 188V189H215ZM56 189H58V188H56ZM132 189V188H131ZM135 189H134V191H135ZM145 189V190H146ZM185 189V188H184ZM190 189H192L191 187H190ZM200 189V188H199ZM222 189V188H221ZM225 189V188H224ZM86 191H87V189H85ZM89 190V189H88ZM90 190V191H91ZM118 191V193H121V194H124L123 193V191L125 192V194L124 195H120V194H116L117 192L116 191ZM150 190V191H149ZM186 190H187V188H186ZM213 190V189H212ZM230 190V189H229ZM13 191V192H14ZM15 191V192H16ZM46 191V190H45ZM71 191H72V189H71ZM115 191V192H114ZM138 191V190H137ZM182 191V190H181ZM183 191H185V190H183ZM214 191V190H213ZM216 191H217V188H216ZM226 191V190H225ZM12 192V193H13ZM38 192V193H37ZM44 192V191H43ZM50 192V191H49ZM133 192V191H132ZM187 193H188V191H186ZM185 192V193H186ZM211 192V191H210ZM221 192V191H220ZM19 193V192H18ZM36 193V194H35ZM46 192H44V194H45ZM48 193V192H47ZM129 193H131V195L129 194ZM60 194V195H61ZM129 194V195H128ZM190 199H191V201H190V199H189V197H188V199L187 200H189L190 202H188V203H190L191 204V202L193 203H200V201L198 202V198H199V194H198V192L196 191V192H194L193 190L192 191H190ZM231 194V193H230ZM9 195V194H8ZM16 195H20V194H16ZM22 196H23V194H21ZM39 195V194H38ZM38 195H37V197H38ZM45 195H47V194H45ZM61 195V196H62ZM135 195V196H134ZM208 195V194H207ZM206 195V196H207ZM233 195V194H232ZM9 196H11V195H9ZM60 196V197H61ZM84 196V195H83ZM180 196H181V194L178 196V198L179 199H182V198H180ZM182 196H183V194H182ZM186 196H188V195H186ZM15 197V196H14ZM18 197V196H17ZM57 197V196H56ZM62 197V198H63ZM85 197V196H84ZM130 197H131V200H130ZM185 196H183V198H184ZM202 197H203V195H202ZM205 197V196H204ZM22 198V197H21ZM23 198H25V197H23ZM27 199H28V197H26ZM78 198V197H77ZM79 198H81V197H79ZM78 198V199H79ZM186 198V197H185ZM8 199V201H6V198H5V204L8 202L9 203V200L11 199V201L12 202H14L13 200H12V198L10 197V199L9 198H7ZM26 199V200H27ZM35 199V198H34ZM200 199V198H199ZM15 200V199H14ZM21 200H23V199H21ZM25 200V199H24ZM25 200V201H26ZM30 200V199H29ZM32 200V199H31ZM203 200V202H206L204 199H202ZM229 200V199H228ZM233 200V199H232ZM3 201V202H4ZM17 201V200H16ZM15 201V202H16ZM18 201H19V199H18ZM25 201H22V202H25ZM63 201V200H62ZM139 201V200H138ZM137 201V202H138ZM141 201V202H142ZM144 201H146V200H144ZM180 201V200H179ZM178 201V202H179ZM184 201H185V199L183 200V203H184ZM11 202V203H12ZM14 202V203H15ZM28 201H26L25 203H27ZM134 203H135V201H133ZM141 202L139 201V203L141 204ZM148 202V203H149ZM178 202H177V204H178ZM202 202V201H201ZM8 203H7V207H8ZM10 203V204H11ZM20 203V202H19ZM147 203V202H146ZM147 203V205H149ZM180 203V202H179ZM238 204H239V202H237ZM16 205H17V203H15ZM15 204H14V206L13 207H15ZM64 204V203H63ZM131 204H132V202H131ZM144 204H145V202H144ZM186 204H187V202H186ZM202 204V203H201ZM236 204V203H235ZM3 206H4V204H2ZM20 205H22V203L20 204ZM23 205L25 206V204L23 203ZM28 205V204H27ZM27 205L25 206V207H27ZM130 205V204H129ZM132 205H134V204H132ZM139 205V204H138ZM146 205V204H145ZM180 205V204H179ZM183 205V204H182ZM192 205H194V204H192ZM205 205V204H204ZM208 205V204H207ZM2 206V207H3ZM10 206V205H9ZM135 206V205H134ZM186 206V205H185ZM190 206V205H189ZM197 206H200V205H197ZM197 206H195V207H197ZM210 206V205H209ZM0 207H1V205H0ZM6 207V210L7 209H9V207L7 208ZM63 207V206H62ZM125 207H126V205H125ZM131 207V206H130ZM136 207H137V205H136ZM146 207H148V206H146ZM146 207H145V210H147L146 209ZM175 207V206H174ZM192 207H194V206H192ZM201 207V206H200ZM241 207V206H240ZM17 208H18V205H17ZM22 207H19L17 210H19V209H21ZM24 208V207H23ZM23 208L21 209V214L23 213L22 211H23ZM138 208V207H137ZM139 208H140V206H139ZM144 208V207H143ZM205 208H206V206H205ZM227 208V207H226ZM13 209V208H12ZM15 209H16V207H15ZM174 209H176V208H174ZM202 209H204L203 208V205H202ZM207 209H208V207H207ZM207 209H206V211H207ZM10 210V209H9ZM17 210H15L16 212H17ZM25 210H27V209H25L24 208V211ZM144 210V211H145ZM180 209H178V211H179ZM185 210H187V209H185ZM188 210H189V208H188ZM193 210V209H192ZM198 209H196V211H197ZM200 210V209H199ZM199 210L197 211V212H199ZM222 210V209H221ZM220 210V211H221ZM224 210H226V209H223V211ZM12 211V210H11ZM62 211V210H61ZM165 211V210H164ZM190 212H191V209L189 210ZM195 211V210H194ZM195 211V212H196ZM7 214H9L8 213V210L7 211H5ZM16 212H13V213H15L16 214ZM19 212L20 211H18V216H19ZM27 212V211H26ZM124 212V213H123ZM169 211H167V213H168ZM177 212V211H176ZM189 212V213H190ZM211 212V211H210ZM215 212V211H214ZM225 212H227V211H225ZM170 213V212H169ZM174 213V212H173ZM185 213V212H184ZM194 213V212H193ZM206 213V212H205ZM205 213H203L204 215H205V217L207 218L208 216H210L209 215V209H208V216H206L207 214H205ZM221 213V212H220ZM11 214H12V212H11ZM147 214V213H146ZM149 214H152V213H148V215ZM157 216V219H159L160 217L158 216L159 214L156 212L155 213ZM187 214H188V212L186 213V214H184V215H186V217H187ZM192 214V213H191ZM190 214V216H192ZM198 214V213H197ZM211 214V213H210ZM25 215V216H24ZM29 215V214H28ZM126 215V214H125ZM147 215V216H148ZM163 215H164V213H163ZM162 214H161V216L164 218V216H163ZM166 215V214H165ZM170 215V214H169ZM169 215H168V217H169ZM179 215H181V214H178L177 215V218H178V216ZM189 215V214H188ZM194 215V214H193ZM199 215V214H198ZM202 215V214H201ZM213 215H214V213H213ZM215 215H217V214H215ZM219 215V214H218ZM223 215H225V214H223ZM223 215H222V217H223ZM10 216V215H9ZM12 216V215H11ZM14 216H16V215H14ZM21 216H23L22 218H20V221H21V219H24V220H28V219H30V218H27L26 217V214L24 213L23 215H21ZM20 216V217H21ZM67 216V215H66ZM124 216V217H123ZM150 216V215H149ZM153 216V215H152ZM151 216V217H152ZM176 216V215H175ZM190 216H189V218H190ZM195 217L197 216V215H194ZM203 216V215H202ZM219 216H221V214L219 215ZM227 216H228V214H227ZM25 217H26V219H25ZM50 217V216H49ZM198 217V216H197ZM197 217L195 218V219H197ZM201 217V216H200ZM204 217V216H203ZM211 217V216H210ZM209 217V218H210ZM212 217H214V216H212ZM217 217V216H216ZM14 218V217H13ZM12 218V219H13ZM66 218V217H65ZM69 218V217H68ZM124 218V219H123ZM155 218V217H154ZM153 218V219H154ZM162 218V219H163ZM172 218H173V215H172ZM175 218V217H174ZM173 218V219H174ZM188 218V222H189V220H191V219H189ZM8 219V218H7ZM11 219V220H12ZM172 219V220H173ZM180 219H181V216H180ZM183 219H184V217H183ZM194 219V220H195ZM208 219V218H207ZM65 220H68V219H65ZM128 220V219H127ZM155 220H156V218H155ZM160 220V219H159ZM167 220V219H166ZM175 220H177L176 218H175ZM185 220V219H184ZM13 221V220H12ZM11 221V222H12ZM16 221H17V218H16ZM19 221V220H18ZM62 221V220H61ZM154 221V220H153ZM171 221V220H170ZM179 220H177L176 222H178ZM181 221V220H180ZM191 221H193V220H191ZM190 221V222H191ZM198 221H200V219L199 220H197V223H199ZM203 221V220H202ZM211 221V219L209 220V222ZM214 221H217V220H215L214 219ZM1 222V221H0ZM27 222V221H26ZM28 222H29V220H28ZM28 222H27V226H29L28 225ZM32 222V220L30 219V223ZM69 222V221H68ZM127 222V221H126ZM128 222H130V221H128ZM174 222V221H173ZM182 222H183V220H182ZM185 222V221H184ZM187 222V221H186ZM224 222V221H223ZM3 223V222H2ZM5 223L7 224V222L5 221ZM14 223H15V220H14ZM17 223H19V222H17ZM17 223H15L16 225H17ZM22 223V222H21ZM53 223V222H52ZM169 223V222H168ZM167 223V224H168ZM172 223V222H171ZM171 223H169L168 225H171ZM175 223V222H174ZM180 223V222H179ZM203 223V222H202ZM201 222H200V226H202L201 224H202ZM206 223H207V221H206ZM205 223V224H206ZM5 224V225H6ZM8 224H9V222H8ZM7 224V225H8ZM23 224V223H22ZM24 224H25V222H24ZM162 224V223H161ZM192 224H193V222H192ZM192 224L190 225V228L188 227V224L186 223V225H185V227H187V228H189V229H191V226H192ZM195 224H196V220H195ZM195 224H193V226H195ZM210 224H211V222H210ZM220 224V222L218 221V225ZM4 225V226H5ZM6 225V227H8ZM19 225H20V223H19ZM134 225L135 224H133L132 226L134 227ZM174 225V224H173ZM175 225H177V226H179V224L177 223H175ZM173 226V227H176V226ZM184 225V224H183ZM182 225V226H183ZM207 225H208V223H207ZM212 225V224H211ZM2 226V225H1ZM25 226V225H24ZM35 226V225H34ZM181 226V225H180ZM180 226L178 227V229L180 228ZM181 226V227H182ZM192 226V228L194 229V227ZM206 226V225H205ZM204 226V224H203V228H206ZM221 226V225H220ZM220 226H219V228L217 227V226H214L213 228H215V227H217V230L218 229H220ZM23 226L21 225V227L20 228H22ZM172 226L171 227H169V229L170 228H172L173 230H174V228H173ZM17 228V227H16ZM19 228V229H20ZM25 228V227H24ZM29 228V227H28ZM139 228H141V227H139ZM147 228V227H146ZM146 228H144L145 229V231H146ZM196 230L197 231H199V229H198V227L196 226ZM202 228V229H203ZM208 228V227H207ZM206 228V231L205 230H203V234H200L199 235V233L197 232V234L199 235V236H201V235H206L205 236V238H206V240L208 239V235H210V232L209 233H206L207 231H209L210 230V228H212V227H210L209 228V230ZM2 229H3V227H2ZM7 229V228H6ZM26 229V228H25ZM141 229H143V228H141ZM143 229V230H144ZM156 229V228H155ZM163 229V228H162ZM172 229H171V231H172ZM177 229V230H178ZM182 229V228H181ZM201 229V230H202ZM228 230L230 229V227L229 228H227ZM1 230V229H0ZM4 230V229H3ZM27 230V229H26ZM31 229L29 228V230H27V231H24V232H28V231H30ZM35 230V229H34ZM140 230V229H139ZM142 230V231H143ZM147 230L149 231V228H147ZM161 230V229H160ZM175 230H176V228H175ZM180 230V229H179ZM186 230V229H185ZM214 230H215V233H216V228L215 229H213V233H214ZM4 231H7L6 232V234H9V231L8 230H4ZM18 231V230H17ZM21 231V230H20ZM131 231H133V233H131ZM150 231L152 232V231H154V229H150ZM188 231V230H187ZM186 231V232H187ZM191 231H192V229H191ZM191 231H189V232H191ZM204 231H205V233H204ZM219 231V230H218ZM217 231V232H218ZM230 232H231V230H229ZM228 231V232H229ZM19 232V231H18ZM23 232V231H22ZM23 232V233H24ZM173 232V231H172ZM170 232V237L172 236V235H174V233L175 232ZM179 232V231H178ZM183 232H184V230H183ZM186 232H185V234H186ZM193 232H194V230H193ZM196 232V231H195ZM220 232H221V230H220ZM224 232H226L227 233V230L225 231L224 230ZM17 233V232H16ZM23 233H21V234H23ZM28 233H30V232H28ZM27 233V234H28ZM138 233V232H137ZM140 233V234H139ZM138 233V236L139 235H142V233H141V231ZM146 232H144L143 234H145ZM201 233V232H200ZM213 233H212V235H213ZM223 233V232H222ZM219 234V232H218V235L220 236V235H223V234ZM26 234V233H25ZM73 234H74V232H73ZM147 234V233H146ZM145 234V235H146ZM156 234V233H155ZM155 234H153V235H155ZM161 234V233H160ZM164 234V233H163ZM165 234H167V233H165ZM172 234V235H171ZM177 234H179V235H181L180 233H177ZM184 234V233H183ZM187 234H189L190 236H191V234L190 233H187ZM228 234V233H227ZM1 235H3V234H1ZM0 235V236H1ZM18 235V234H17ZM19 235H20V233H19ZM179 235L177 236V237H175V239L176 238H178L179 237ZM196 235V234H195ZM194 235V236H195ZM198 235L197 236H195L196 238L198 237ZM211 235V236H212ZM215 236H217L216 234H214ZM233 235V234H232ZM236 235V234H235ZM4 237H2L1 236V238H6L5 236L6 235H3ZM9 235H7V237H8ZM21 236V235H20ZM28 236V235H27ZM27 236H25L26 238H27ZM34 236V235H33ZM77 236V237H76ZM147 236V235H146ZM166 236V235H165ZM175 236H176V233H175ZM192 236H193V234H192ZM191 236V237H192ZM210 236V237H211ZM230 236H231V234H230ZM239 236V235H238ZM10 237V236H9ZM8 237V238H9ZM41 237V236H40ZM71 237V236H70ZM129 237V238H128ZM136 237H137V235L135 236V239H136ZM150 239H152L153 237H152V233H150ZM181 237V236H180ZM184 237V238H183ZM187 237H188V235H187ZM186 237V235L184 236V235H182V239L181 240H184L185 238H187ZM202 237V236H201ZM222 237H224V236H222ZM229 237V236H228ZM234 237V236H233ZM1 238H0V240H1ZM8 238H6V239H4L5 240V242H6V240L7 241H10ZM21 238V237H20ZM30 238V237H29ZM133 238V237H132ZM143 238V237H142ZM141 238V240H139L140 241V243L142 242V239ZM167 238V237H166ZM172 238H173V236H172ZM188 238H190V237H188ZM215 238V237H214ZM217 238H218V236H217ZM220 238V237H219ZM218 238V239H219ZM78 239H75V240H78ZM134 239V238H133ZM132 239V240H133ZM137 239H140V238H137ZM136 239V240H137ZM150 239H148V240H150ZM165 239V238H164ZM171 239V238H170ZM195 239V238H194ZM200 239V238H199ZM199 239H198V241H199ZM216 239V238H215ZM228 238H226V240H227ZM30 240V239H29ZM37 240H38V238H37ZM135 240V241H136ZM163 240V239H162ZM167 240H168V238H167ZM178 240H179V238H178ZM177 239H176V241H178ZM186 240V239H185ZM184 240V241H185ZM195 240H197V239H195ZM204 240V239H203ZM225 240V239H224ZM24 241V238H22V240H21V242H23ZM25 241H28V240H25ZM35 241H36V237H35ZM35 241H33V243L35 242ZM39 241V240H38ZM134 241V240H133ZM134 241V242H135ZM144 241V240H143ZM165 241V240H164ZM169 241H173V239L172 240H169ZM183 241V242H184ZM191 241V240H190ZM193 241V240H192ZM201 241H202V239H201ZM209 241H210V239H209ZM208 240H207V243L209 242ZM219 241H220V239H219ZM228 241H229V243H231L230 242V239H228ZM227 241V242H228ZM234 241H235V239H234ZM1 242V241H0ZM5 242H3L4 244H5ZM20 242V243H21ZM29 242V241H28ZM130 241H128V243H129ZM168 242V241H167ZM175 242V241H174ZM180 242V241H179ZM178 242V243H179ZM182 242V241H181ZM181 242H180V244H178L177 242H176V245H177V248H180V246L179 245H181ZM182 242V247H183V249L185 250V256H188V255H190L192 252H193V250H194V248L191 246V249L193 248V250H192V252H190V254H189V252H187L188 253V255L186 254V249L189 247L190 248V245L187 247L186 246V244H187V242L189 243V241H186V244H185V246H184V243ZM197 242V241H196ZM204 242V241H203ZM211 242H212V240H211ZM214 242V241H213ZM217 241L215 240V243H216ZM225 242V241H224ZM239 242V241H238ZM2 243V242H1ZM17 243V242H16ZM25 243H27V242H25ZM39 243V242H38ZM136 243H137V241H136ZM143 243H145V241L143 242ZM152 243V242H151ZM193 243V245H194V241L192 242ZM218 243V242H217ZM216 243V244H217ZM222 243H223V241H222ZM226 243V242H225ZM235 243H236V241H235ZM234 243V244H235ZM4 244H0L1 246L2 245H4ZM22 244V243H21ZM32 244V243H31ZM40 244H42V243H40ZM74 244V243H73ZM130 244V243H129ZM129 244H128V246H129ZM139 244V243H138ZM165 244V243H164ZM190 244V243H189ZM197 244V243H196ZM199 244H201V243H198V245L197 246H199ZM212 245H213V243H211ZM215 244V245H216ZM228 244V243H227ZM232 244V243H231ZM6 245H8V244H6ZM19 246H17V248H21V246L23 247V245H20V244H18ZM25 245H27V244H25ZM24 245V246H25ZM28 245H30L29 243H28ZM28 245H27V248H28ZM35 245H36V243H35ZM45 245V244H44ZM43 245V246H44ZM76 244H74V246H75ZM134 245V244H133ZM140 245V244H139ZM144 245H146V243L144 244ZM188 245V244H187ZM224 245H226V244H224ZM230 245V244H229ZM0 246V247H1ZM5 246V245H4ZM10 246H12V245H10ZM9 246V247H10ZM40 246V245H39ZM47 246H48V244H47ZM65 246V245H64ZM73 245H72V247H74ZM86 246V245H85ZM120 246V245H119ZM138 246V245H137ZM143 245L141 244V247H142ZM147 246V245H146ZM169 246V245H168ZM172 247H176L175 245H171ZM171 246L169 247V248H171ZM179 246V247H178ZM209 246L211 247V245H210V243H209ZM233 246V245H232ZM29 247H31V248H29L30 250H32L33 249V246H29ZM37 247V246H36ZM41 247V246H40ZM46 246H44V248H45ZM84 247V246H83ZM86 247V248H87ZM116 247H118V246H116ZM134 247H136V246H133V248ZM140 247V249H143L144 248V246H143V248H141ZM181 247V248H182ZM209 247V248H210ZM214 247V246H213ZM234 247L235 246H233L232 247V249H234ZM240 248H241V246H239ZM239 247H237V248H239ZM2 248H3V246H2ZM1 248V249H2ZM12 248H13V246H12ZM14 248H15V245H14ZM26 248V247H25ZM49 248V247H48ZM85 248V247H84ZM88 248L87 249H85V250H88ZM131 248H132V246H131ZM130 248V249H131ZM186 248V249H185ZM198 248V247H197ZM202 249V248H204V247H202V245H201V247H199V249ZM207 247H205V249H206ZM229 248H231V246H229L228 247V250H229ZM0 249V250H1ZM69 249V248H68ZM73 249V248H72ZM75 250L77 249L76 248V246H75V248H74ZM79 249H80V247H79ZM104 249V250H105ZM108 249V250H107ZM145 249V248H144ZM143 249V250H144ZM174 249V248H173ZM172 249V250H173ZM190 249V250H191ZM199 249H198V251H199ZM215 249H218V248H215ZM19 250V249H18ZM29 250V251H30ZM33 250H35V249H33ZM69 250H71V249H69ZM68 250V251H69ZM102 250V249H101ZM104 250H102V251H104ZM115 250V249H114ZM136 251H137V248L135 249ZM142 250V251H143ZM157 250H158V248H157ZM177 250H179L180 251V249H174V251H177ZM184 250H182V252H184ZM196 250V249H195ZM222 249H220L219 248V252L221 251ZM231 250V249H230ZM235 250V249H234ZM237 250V249H236ZM20 251V250H19ZM26 251H28V250H26ZM77 251H78V249H77ZM118 252H119V249L117 250ZM117 251H113V253H116ZM126 251H128V249L127 250H125V252L124 253H126ZM134 251V250H133ZM146 251H147V249H146ZM145 251V252H146ZM189 251V250H188ZM203 251V250H202ZM206 252H207V249L205 250ZM205 251H203V253H205ZM211 252H213L212 250H210ZM217 251V250H216ZM233 251V250H232ZM238 251V250H237ZM237 251H235V252H233V253H237ZM3 252V251H2ZM2 252H0V253H2ZM24 253H25V251H23ZM22 252V253H23ZM76 252V251H75ZM80 252H81V249H80ZM116 253L117 255L118 254H120V252L119 253ZM122 252H123V250H122ZM148 252V251H147ZM166 253H167V251H165ZM178 252V251H177ZM181 252V251H180ZM182 252H181V254H182ZM18 253V252H17ZM21 252H19L18 254L19 255H21L22 254ZM30 253V252H29ZM69 253H70V251H69ZM85 255L83 256V257H85V259H87L86 257H91V256H88V253H87V251H85ZM93 253V252H92ZM109 253V252H108ZM137 253H140L139 251H137ZM136 253V254H137ZM202 253V252H201ZM215 253H217V254H219L218 253V251L217 252H215ZM224 253H226V252H223V254ZM227 253H228V251H227ZM14 254H16V252L14 253ZM18 254L16 255V256H18ZM31 254V253H30ZM34 254V253H33ZM36 254H39V253H35V255ZM56 254L57 253H55L54 255L56 256ZM81 254V253H80ZM97 254H98V252H97ZM100 254H102L101 252L99 253V255ZM116 254L115 255H113V256H116ZM126 254H128V253H126ZM132 254V253H131ZM169 254V253H168ZM207 254H209V251H208V253ZM221 254V253H220ZM242 254V253H241ZM34 255V256H35ZM43 255V254H42ZM47 255V254H46ZM74 255V254H73ZM72 255V256H73ZM78 255V254H77ZM87 255V256H86ZM90 255H92L93 256V254H90ZM134 255H135V251H134ZM138 255V254H137ZM143 255H144V253H143ZM145 255H147L146 253H145ZM210 255V254H209ZM208 255V256H209ZM225 255H227V254H225ZM225 255H223V256H225ZM6 256V255H5ZM10 256V255H9ZM9 256L7 255V257H8V259H9ZM16 256H14L15 258H16ZM22 256H23V254L20 256L21 258H22ZM31 256V255H30ZM44 256H45V254H44ZM98 256V255H97ZM133 256V255H132ZM163 256V255H162ZM182 256H183V254H182ZM191 256V255H190ZM194 256V255H193ZM197 256V255H196ZM207 256V257H208ZM211 256V255H210ZM209 256V257H210ZM218 256H220V255H218ZM222 256V257H223ZM1 257H2V255H1ZM0 257V258H1ZM13 257V256H12ZM33 257V256H32ZM32 257H30L31 259H34V258H32ZM42 257V256H41ZM68 257V256H67ZM77 256L75 255V258H76ZM78 257H80V256H78ZM82 257V260L84 259ZM96 257V256H95ZM99 257V256H98ZM97 257V258H98ZM141 257V256H140ZM151 257V256H150ZM150 257H149V259H150ZM156 257H157V255H156ZM156 257H154V258H156ZM161 257V256H160ZM160 257H158V258H160ZM174 257H176V255L174 256ZM195 257V256H194ZM198 257V256H197ZM204 257V256H203ZM208 257V258H209ZM212 257V256H211ZM210 257V258H211ZM226 257V256H225ZM225 257H223L224 259H225ZM6 258V257H5ZM4 258V259H5ZM19 258V257H18ZM24 258V257H23ZM28 258V257H27ZM27 258H26V263H27ZM46 258V257H45ZM57 258V257H56ZM93 258V257H92ZM106 258V257H105ZM139 258V257H138ZM137 257L135 258V259H138ZM151 258H153V257H151ZM153 258V259H154ZM177 258V257H176ZM188 258V257H187ZM190 258V257H189ZM219 258V257H218ZM7 259V260H8ZM47 259V258H46ZM45 259V260H46ZM68 259V258H67ZM90 259V258H89ZM116 259V258H115ZM141 259H146V257H144V258H141ZM157 259V258H156ZM163 259V262L161 261ZM181 259H182V257H181ZM184 259V258H183ZM183 259H182V261H183ZM211 259H213V258H211ZM0 260H3V258L2 259H0ZM10 261H12V259H11V256H10V259H9ZM18 261L20 260V259H17ZM36 261L34 262V264L35 263H37V262H39L37 259H35ZM44 260V257L42 258V261ZM51 260V259H50ZM81 260V261H82ZM93 260H95V258L93 259ZM134 260V259H133ZM160 261H159V264H160V262L162 263V264H164L167 260L165 259L164 260V258L163 257H161L160 259H159ZM186 259H184V261H185ZM194 260H196V258L194 259V258H192V261H194ZM222 259L220 258V261H221ZM5 261H6V259H5ZM14 261V260H13ZM21 261V260H20ZM19 261V262H20ZM41 261V260H40ZM75 261V260H74ZM86 261V260H85ZM91 261L92 260H90V262L89 263H91ZM187 261V260H186ZM191 261V260H190ZM219 261V260H218ZM238 261V260H237ZM7 262V261H6ZM44 262H46V261H44ZM43 262V264H45ZM47 262H49V260L47 261ZM46 262V263H47ZM68 262V261H67ZM87 262V261H86ZM96 264H98V262H96V260L94 261ZM141 262H143V261H141ZM145 262H147V261H145ZM144 262V263H145ZM158 262V261H157ZM156 262V263H157ZM201 262H202V264L205 262H203L202 260H201ZM200 262V263H201ZM4 263V262H3ZM13 263H17V261H14ZM12 263V264H13ZM23 263V262H22ZM22 263H18V264H22ZM30 262H28V264H29ZM32 263H33V261H32ZM39 263H41V262H39ZM77 263V262H76ZM81 263H83V264H85L84 263V261L83 262H81ZM80 263V264H81ZM148 263V262H147ZM146 263V264H147ZM154 263V261L152 262V264ZM175 263H177L176 261H175ZM185 263V262H184ZM0 264H2V262H0ZM6 264V263H5ZM9 264H11V263H9ZM38 264V263H37ZM48 264V263H47ZM78 264V263H77ZM87 264V263H86ZM94 264V263H93ZM167 264V263H166ZM199 264V263H198ZM205 264H206V262H205Z\"/></svg>", "mask_w": 264, "mask_h": 264}]
</instances>
